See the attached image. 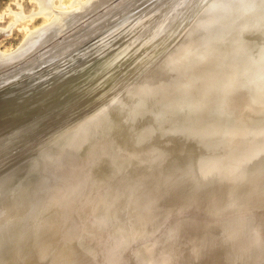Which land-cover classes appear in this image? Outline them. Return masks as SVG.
Segmentation results:
<instances>
[{"label": "rangeland", "instance_id": "374dc122", "mask_svg": "<svg viewBox=\"0 0 264 264\" xmlns=\"http://www.w3.org/2000/svg\"><path fill=\"white\" fill-rule=\"evenodd\" d=\"M85 1H87V2H85ZM89 1H90L89 4H91V5H88ZM103 1H105V0H92V1L91 0H52V4H51V0H50L49 3L53 7H51V9L48 8L47 10H45L44 11L45 13L44 12L39 13L40 6L36 0H0V52H7V51L14 50L22 42V40L24 39V37L27 33L31 32L33 30H36L37 28L42 27V26L48 24L49 22H51V20L55 16V12L58 9L63 10V11H74V13H76L75 14L76 15L75 23H73L71 25L72 27L70 26L71 28L68 27V29L65 30V32L63 34H61L60 36L52 38L51 41L50 40L46 41L31 56L22 59L23 61L21 60L18 63H15L9 67H6L3 70H0V83L4 84V83H9L17 74L16 70L20 69L22 66H23L24 70H34L35 72H37L40 75V74H43L45 70L54 66L56 63H58L60 61L63 62V65L59 67L60 68L59 70L55 69V71L54 70H53L54 72L51 71L50 74H44V76L42 75L39 79H37L38 81L36 80L35 82H33L30 85L23 87V88H25L27 90L30 88V86L31 87L36 86V84L39 85L43 81H44L43 83L45 84L47 82V79L51 80V79H53V76H56V77H54L55 80L53 81L54 82L53 86H52V82H50V83L47 82L46 83V87L48 86L47 88H45L44 87L45 85L43 84L44 85L43 87H42V85H41V87H39L40 90H39V88L38 89L36 88L35 90L32 89L31 91L25 90L27 92V93H25L24 89L21 88V89L16 90L17 93L15 92V90H13L12 92H9L10 96L8 95L9 94L8 92H6L8 94L5 93L2 96H0V100H2V101L4 100L3 102H0V147H1L0 148V159H1L0 160V162H1L0 167H2V168H0V175H2V176H0L1 177L0 190L2 189L1 191H3V192L5 191V193L6 192L8 193L5 195L6 198L3 197V199H2L3 204L2 203L0 204V209L2 210V211L0 210V215L3 213V211L6 214L9 212V210H11L9 208L11 207L12 202L14 200H16L15 196L16 197L18 196L19 188H17L16 185L18 183H19L18 185H24V186L26 185L25 188L29 189V190H31V189L33 190L34 188H36L38 186L37 184H40V183H38L39 180L41 179L40 177L44 178L43 176L45 175V173L49 170V168L50 169L52 168V165L49 164L52 161V159H51V161H49L50 157L52 158L51 153H55L57 151L60 152V150H62V149H59V147H60L59 145L61 143L62 144L68 143L67 145L70 146V144L72 143L73 137L75 135H77L79 133V131H83V129L86 128L88 122L95 119V117L97 116L96 114L101 112V111H99L100 109L102 110L107 106L110 107L112 104L111 107L113 108L114 112L117 110L118 113L119 112L124 113L125 111L131 110V109H129L130 106L128 104H130L132 101H129V100H132L134 98L135 92L137 90L141 89V87L145 88V91L148 94L147 96H150V97L157 99V100L159 98L158 94H157L158 92H155L154 89L157 90V87H159V89L163 91V88H168L169 90H171V93H173L176 96L175 97L176 99L173 98L174 101L180 99V104H177L174 101H169L170 100L169 98H171V97H169L164 101V103L161 104L162 105L161 111L163 112V116L161 115L162 117H160L161 113H152L153 111H151L152 115H150V117L148 116V118H146L147 120H156V116H158V115H159L158 117H160V118L158 120H156V122L154 121L155 123L154 122L151 123L152 126H150L151 127L150 129L149 128L147 129L148 125H146V129H147L146 131H148L146 135L148 136L149 134H151V137H152L153 135L160 133V135H162V137H165V135H166L169 138V135L171 136V134H172V136H171L172 138H169V139L163 138L164 140H161L162 138L157 137V139H158L157 141H159L160 144H165L166 141L168 143V140H170L169 141L170 146L166 143L167 147L166 146L163 147L164 148L162 150L163 152H161L160 149H162V147H160V149H158V152H156V155H154V154H153V156H152V154L148 155V150H146V148H144V147H141L142 143H144L142 141V139L144 141L148 140V139L146 136H143V134H140L141 138L138 135L141 142H140L139 138L136 137L134 140V143L137 142V140H138L139 142L135 143V145L140 144L139 147H141V148H139L140 149L139 151H140V156H142L143 158L139 159V160H142V162L140 161L139 164L141 163V165H142V163H143V165L146 166V165H148V161H149V166H147V167L142 166V167H144L143 171L145 170V173L150 171V172H148V174L147 173L144 174L141 172L142 167L140 168L139 166H136V167H139L141 169L140 173H138L139 174L138 176H140L141 180L144 182L146 180L147 183H149L150 181L153 183V182L158 181L160 176H162V177L163 176L164 177L172 176L173 172H171V171H174L175 178L179 182L178 184H181V185H182V183L185 184V185L183 184V186H184L183 188L181 187V185H178L177 188L186 189V187H187V189H186V191H187V190H189L188 186L190 183L191 185L189 186V188H191L193 186L194 189L195 188H197V190L199 189L198 191H200V189H202V188L205 190L209 189L211 191L210 192V191L204 190V192H203V190H201L203 192V194H201L202 193L201 191L199 193H197L198 191L195 189L197 195H199V197H198L199 201L202 197L201 195H204L206 192H210L211 195L213 196L214 195L213 192H215L217 190V186H218L217 183H219V186H218L219 192L222 193V191H223L222 196L219 197L220 194L217 190L216 193L219 195H217L216 193H215L216 195H214L216 197L218 196L217 199H216V197L212 198L210 193H208V194H205V196L206 195H208V196L210 195V196L209 197L206 196L205 197V199L207 198L206 200L201 199V201H203V202H197L198 204H196V202H195L196 199H193V195H195L194 198L197 196H196V193H194L195 191L191 188L193 191L190 190L192 193H191V196L189 198L192 197V199H190L189 201L190 202L193 201V202H191L192 204L189 203V205L190 204L193 205L195 202V204H194L195 209H193L192 206H190V207L193 210L188 209V207H189L188 206L187 210H185L184 212L187 214L189 213V215H191L190 213L192 211V215L195 216V214H196L195 217H193L191 215V217L195 218V220H193V218L191 219V217L186 216L185 213L182 214L183 216H181V213H179L180 214L179 215L177 212L178 210L176 208L169 209L167 207L168 204L172 203V201L176 195L175 191L178 190L176 187H174L173 189L171 188L170 189L171 191L169 190V192H167L166 195L164 196L163 200H161V202L163 201L165 204L159 203V205L156 204V206L154 207L155 211H153V212H155V213L152 214L154 217L151 218L152 215H148V216H150L149 218L151 219L150 220L148 218L151 225L154 222V224L152 226L154 228L152 230L150 229L151 231L148 230L145 232L143 230V227L141 225H139L140 222H142L146 219L145 218L146 216L143 215L144 213L141 212V208L144 210V206L139 207L138 205L133 204L131 201H129L128 197L123 198V197L119 196L118 193L115 194L114 197H113V194L111 196V192L109 194V190L105 191V190H102L101 187H100V189L98 188L100 181H98V180L92 181V179H91L88 183H86L87 186L85 187L86 189H84V191H86V190L89 191V194H90L89 196H90L91 200L89 198V201L86 203V201L82 200L83 198L75 197V196L72 197L73 193L72 194L70 193L71 195L70 194L66 195L67 198H63V200H61V199L56 200L52 205L53 206L52 209H50V211L48 212L49 214L47 213L48 214L47 216L43 217L41 215L42 216L41 220L39 218H38V220L36 219V221H38V222L43 221V223L45 222L46 225H48V226L50 225V228H49V230H41L38 233L37 238L34 242H35V245L37 246L38 258L40 256L39 259L42 260V262H44V263H46L45 261H51V262L53 261L52 264H71V262L72 263L74 262V264H125L126 259L130 258L133 262L132 264H208L209 261H212L214 256L220 257V254L222 253V251L224 250V248L227 244L226 242H224V245H225L224 246L222 241H220V239L217 238V235H214V228H215V231L218 230L217 229L218 227L221 228V230H222L223 226H224L223 229L226 228L225 226H227V224H233L234 220H236L235 223L237 222V220H241V221H239V223H242V224L247 223V227L248 228L250 227L249 228L250 230H251L252 225H254L253 227L255 228V223L259 224V221H260V220L257 221V219H258L257 217L255 218V216L251 215L253 218H255L256 221L254 222V220H252V221H249V223H248L247 221L252 219L251 216L249 219V216H248L249 214L247 215L246 213H243V214H245L247 221H246V218H244L245 216L243 217L244 219L241 216H239L240 213L245 212V208H247V206H254L253 209H251V210L246 209L247 213L255 214L257 216L260 215L259 218L262 217L261 218L262 220L264 218V17H263L264 16V0H229L230 3L232 2V5L229 4L230 7H228V8H229V10L230 9L231 10H230L229 14L227 15V17H222V14H224L223 12H225V11H223L222 9L219 10L220 7L216 6V1L213 2V4L215 5V8L212 7L209 10L206 6V3L209 0H196L192 4L190 3V1L186 0L183 4L181 3V7L179 6V8L177 10V13H176L177 15L175 14V16H174L173 14L175 12L173 11L174 10L173 8L176 6L175 4L178 2V0H177L175 3H173V2L172 3H166L169 5L167 7H165V9L163 8L164 10L161 9L158 17L153 22L149 23V25L146 26V28L140 34H136V35L134 34L133 36L129 35V34H133L134 28L136 26L140 25V23H141L140 19L142 21L143 16L139 20L136 21L138 23L134 22L131 26H129V28L126 27V28L120 29V31L123 34L121 32H117V34L115 35L116 37L114 35H113V37L112 36L107 37V36L109 35L108 33H110L112 29H115L116 25L118 26V24H120L121 21H123V20L126 21L132 15H136L141 10H145V9L149 8V5L151 4V2L154 3V0L153 1L151 0V2L149 0H141L142 3H141V1L140 2L137 1L140 4H142L141 8L137 11L131 9L133 7V5L137 3L134 0H108V2H106V3L104 2V4H102ZM233 1H234V3H233ZM78 2L80 3L79 5H77ZM100 2H102L101 3L102 5L100 7H98ZM144 3H147V4H144ZM47 4H45V5H47ZM85 4H86V6H84ZM59 6L60 7L62 6V7L60 8ZM78 6H79V8H78ZM20 7H21V9H20ZM166 8L168 10L167 12H166ZM92 9H93V11L90 12V10H92ZM171 9H173V10L170 11ZM20 10L22 11V15H21L22 19L18 18V21L16 20L17 21L16 22L15 21L16 17H14L15 16L14 12H17ZM80 10L81 11L83 10V11L80 12ZM132 10L134 13H132ZM77 11H79V12H77ZM150 11H152V10H150ZM227 11H228V9H227ZM33 13L35 16L34 15L29 16L30 14H33ZM206 13H207V15H206ZM25 16H26V18H25ZM144 16H145V14H144ZM166 16L168 18L172 17L171 21H170V18L168 19V18H166ZM165 19L166 20L168 19V20L166 21ZM115 21H117L116 25H114ZM168 21H169V23L171 22L170 23L171 25H169ZM10 24H11V26H10ZM8 25H9V27H8ZM113 25H114V28L112 27ZM165 25L166 26L168 25V27H165ZM7 27L10 29V31L8 30ZM10 27H12V29ZM130 27H132V28H130ZM215 33H217V34H215ZM103 34H107V35L106 36L104 35L105 37L104 36L100 37V35H103ZM222 34H223V36H222ZM123 36H125V37L123 38ZM126 37H127V39L130 38L131 40L129 39L130 41L129 40L127 41ZM131 37L134 40H136L137 42L134 41ZM103 38H104V41L101 45L96 46L93 49L88 50L87 52H81V51H83L84 48L89 47V45L91 43L94 44V42L96 43L97 41H99ZM115 38H117V39H115ZM216 38H218V40H216ZM137 39H139V40H137ZM229 41H230V43H229ZM146 42H147V44H146ZM185 42H187V44ZM215 42L217 43L216 46H218V49H219V47L221 48L220 50H216V52H217V55L215 53L216 57L213 55L215 52L214 49L216 48ZM123 43H124V45L125 44H127V45L122 47ZM137 43H138V45H137ZM188 43H190V44H188ZM192 43L194 46L192 45ZM197 43H199V44H197ZM219 43H221V44H219ZM130 44H132L131 45L132 48L130 47ZM139 44H141V45H139ZM195 44H197L196 45L197 47L195 46ZM209 44H212V46L214 48H212L211 45H210L211 46L210 47ZM227 44L229 45L228 47H226ZM188 45L190 47H187ZM221 45L222 46L224 45L225 48L223 47V49H222ZM127 46H129V48H130L129 50H128ZM200 47H201V49H200ZM203 47H205V48L207 47V48L205 49ZM209 47L212 49L210 50ZM121 48H123V49H121ZM196 48H199V49H196ZM111 49H112V51H111ZM124 49H126L127 51L126 50L124 51ZM136 49L137 50L139 49V52H137ZM202 49H204V51ZM225 49L228 51V53ZM118 50H119V52H117ZM120 50L122 52L121 58H120V54H121ZM205 50H207V51H205ZM128 51L130 52L129 54H128ZM211 51H214V52H211ZM218 51H219V53H218ZM225 51H226V53H225ZM200 52H201V54L202 53H204V54L201 55ZM205 52H207V53H205ZM209 52H211V54ZM132 53H133V55L135 53H137V54H135L136 56L133 57ZM220 53H222L221 56L224 58H222L221 56L218 57V55ZM223 53L225 55H223ZM101 54L102 55L108 54L107 58H104V56H105L104 55V56H102L101 61H100ZM124 54L126 56H128V60ZM206 54H208V55H206ZM98 56H99V58L96 59V57H98ZM210 56H213V58L215 57L217 59L215 60L213 58H210ZM136 57H138L140 59L137 60ZM208 57L210 58V60H214V63H213V61H211V62H209L210 63L209 64L208 61H210V60ZM103 58L108 60L106 67L105 66L96 67L98 65L101 66L103 64L102 63ZM221 58H222V60H221ZM32 59H34V60L31 61ZM131 59H132V62H130ZM203 59L204 60L206 59L208 61L204 62V61H202ZM125 61H128V62H125ZM222 61H225V62H222ZM123 63H125V64H123ZM128 63L131 65H129ZM134 63H136V65ZM219 63H221V65L222 64L223 65L221 66ZM126 64H128V66H126ZM65 65H67L68 67H66ZM121 65L123 66V68L121 67ZM216 65H218V66L215 67ZM69 66L73 67V68H70ZM111 66L116 67V68L114 69L115 70L114 72L109 73L110 71H108V68ZM220 66H221V68H220ZM144 67H145V69H144ZM127 68H128V71L125 72V70H127ZM214 68H215V71H218V69L220 68V70L218 71L219 74H218V72L214 71ZM98 69H99V71L101 70L100 73H103L100 76L101 78L97 77V76H99V74H98L99 71L97 72ZM105 69H106V71H103ZM142 69H144V70H142ZM193 69L195 70V72L193 71ZM82 70H83V72H82ZM84 70H86L87 72ZM119 70H121V71H119ZM130 70L132 73L129 72ZM210 70L212 71L213 74L211 73ZM230 70H231V72H230ZM207 71L208 72L210 71V72L208 73ZM213 71L215 72V74ZM221 71H222V73H221ZM118 72H119V74H118ZM196 72H198L199 74L197 73L195 75ZM84 73H85V75H84ZM124 74L129 79V81L126 80L127 78L124 76ZM51 75H53V76H51ZM68 75L70 76V78ZM113 75L115 78L113 77ZM116 75H118L120 78L117 77ZM129 75H130V77H128ZM210 75H212V76H210ZM214 75H215V77H213ZM66 77H68L67 81H66ZM72 77H74V78L72 79ZM83 77H85V78H83ZM78 78H79V80H78ZM155 78H157V79H155ZM214 78H216V79H214ZM42 79H43V81H42ZM68 79H72V80H68ZM120 79H123V80H120ZM57 80L61 83V85H63L62 88H59L61 85H59L60 83L57 82ZM63 80H64V82H63ZM69 81H71V83ZM122 81H124V82L122 83ZM56 82L58 83L57 84L58 87L55 84ZM101 82H102V84H101ZM125 82L128 83L127 87L125 85L126 84ZM67 83H69V84H67ZM72 83H75V84H72ZM120 83L122 85H120ZM50 84H51V86H50ZM73 85H74V87H73ZM112 85H114V86H112ZM0 86H1V84H0ZM49 86H50V90L48 89ZM115 86H116V88H115ZM160 86H161V88H160ZM107 87H110L109 88L110 92H108V95H110V94L111 95H110V98L107 102L108 104L106 106L105 105L102 107H101V105L97 106V105L92 103L90 98H88V100L85 99L86 96L90 97L88 94H92L91 95V97H92L93 95H96L97 92L99 93L102 90H104V88H107ZM67 88L69 89V92H68ZM194 88L196 91H194ZM57 89H59V91H57ZM60 89L62 91H60ZM63 89H65V90H63ZM42 90H44V92L47 91L46 93L49 95H46V93H42L43 92ZM54 90H56L55 94L57 93L58 96L54 95V93H52ZM71 90L72 91L76 90V91L72 92ZM160 90H158V91H160ZM199 90H200V92L197 93V91H199ZM19 91H21V92L18 93ZM32 91H34V92H32ZM39 91H40V93H39ZM63 91H65V92H63ZM13 92H15V93H13ZM28 92H30V93H28ZM70 92H72L73 94ZM122 92H124V94H123L124 96L121 94ZM58 93H60V95ZM64 93H66V94H64ZM117 93L120 96L121 95L122 96L119 97ZM151 93H153V94H151ZM17 94H19L20 96ZM22 94H24V95H22ZM51 94L53 95V98L51 97L52 96ZM68 94L70 95L71 99L68 97L69 96ZM14 95H15V97H14ZM142 95L143 94H140V96L138 98H142L143 97ZM40 96H42V98H40ZM46 96H47V98H46ZM49 96H50V99L52 98L51 100L49 99ZM54 96H56L57 98ZM61 96H62V98L65 97V99L60 98ZM161 96L162 95H160V97ZM31 97H32V99H31ZM117 97H119L121 100L122 99L124 100V98H125V100L124 101L122 100V102H121L119 100V98H117ZM129 97H130V99H129ZM29 98H30V100H28ZM48 99L50 100V103H49ZM60 99H62V102L60 101ZM45 100H46V102H45ZM86 100H87V102H85ZM13 101H16L17 104L15 105V102H13ZM20 101H21V103H20ZM41 102L42 103L44 102L43 105ZM73 102H74V104H73ZM51 103L53 105H51ZM56 103L58 104V106ZM68 103H70L71 106H68ZM84 103L86 105H84ZM31 104H32V106H31ZM34 104L36 105L35 109H33ZM44 104L46 106L48 105V107L51 109L53 107L54 110H51L48 107L46 108ZM54 104H56L57 107ZM60 104H63V106H65L64 109H63V106ZM116 104H118V106ZM169 104H171V105H169ZM1 105H3V106L1 107ZM37 105H39L40 107H38ZM134 105L135 104H132L131 106H133V108H134ZM156 105H158V104L153 105L151 108H153ZM123 106H124V108H123ZM30 108H32L33 111ZM57 108H58V112H57ZM26 109H27V111H29L28 114L26 113L27 112ZM85 109H86V111H85ZM39 110H40V112H39ZM59 111H60V113H59ZM65 112H67V113L69 112V113L66 114ZM3 113H5V114H3ZM52 113H55V114H52ZM64 113H65V115H64ZM73 113H74V115H73ZM46 114H48V117H46L47 116ZM154 114H155V116H154ZM21 115H23V116L21 117ZM36 115L38 117H36ZM77 115H79V116H77ZM84 115H85V117H84ZM59 116H61V119L64 117L65 121L61 120ZM74 116L76 118H74ZM24 117H26V118H24ZM41 117H43L42 118L43 121L41 120ZM44 117H46V118H44ZM38 118L41 121H39ZM89 118H90V120H89ZM32 119L36 120V121L38 120V122L36 123ZM67 119H70V120H67ZM71 119H73V120L71 121ZM25 120H26V122H25ZM50 120L51 121L53 120V122H52L53 125H51L50 123L48 125V122H51ZM67 121H68V123H67ZM7 122H11V124L7 123ZM44 122H46L47 124ZM56 122H58L59 124L54 125V124H57ZM163 122L165 125L163 124ZM27 124L29 125V128H28ZM38 124L40 126H38ZM167 124H168V126H167ZM21 125L24 126V128L26 126L29 129L28 130L29 132L27 131V129H24ZM141 125L137 126V129H136L137 131L140 130V132H141V130L144 129L143 125L142 126ZM158 125H159V128H158ZM19 126H20V128H19ZM174 126L176 127V129L172 130L175 128ZM154 127H155V129H154ZM171 127H173V128H171ZM16 128L19 130H17ZM180 129H181V131H183L182 132L183 134H181ZM15 130H17L19 132L16 133ZM20 130H22V132ZM43 130H45V131H43ZM87 130H88V128H87ZM8 131H10V133H12V135L14 134L13 136H15V137H13L12 135H9ZM60 131H63V132H60ZM143 131L144 130H142V132ZM172 131H174V132H172ZM65 132L67 134H65ZM163 132H164V134H163ZM170 132H171V134H169ZM19 133H20V135H19ZM21 133H22V135H21ZM36 133H38V134H36ZM16 134L19 135L20 138H19V136L16 137ZM87 134H89V133L87 132ZM180 134H181V138L182 137H185V138L179 139ZM31 135H33V136H31ZM11 136H12V138H11ZM27 136H29V139L30 138H32V139L26 141ZM49 136H50V138H49ZM57 137H60V138H58L60 140H58ZM177 137H179V138H177ZM14 138H15V140H14ZM18 138L20 139L18 141L19 143L16 141V139H18ZM21 138L23 141H21ZM173 138L174 139L176 138V142H177V139H179L181 141L178 140V143H176L174 141L175 142L174 143L172 140ZM55 139H57L58 142ZM6 140L7 141L11 140V142L8 141V142L4 143ZM12 141H14V142H12ZM28 141L29 142L31 141L30 142L31 145ZM51 141L53 142V144ZM55 141H56L57 145H55ZM22 142H23V144H22ZM146 142L147 141H145V143ZM1 143L2 144H8V145L2 146ZM9 143L12 144L13 150L11 149V145ZM14 143H16V144H14ZM173 143L175 146L173 145ZM18 144H20L21 146H19ZM24 144H25V146L23 147ZM16 145L21 147L22 150H24V148H25V151H21V148L19 149ZM49 145H51L49 147L50 149L47 148ZM171 145H172V147H171ZM31 146H32V148H31ZM53 146H55V147L53 148ZM5 147L10 148V150L5 148ZM56 147L58 148V150ZM16 148H18V149H16ZM40 148H42V149L40 150ZM52 148L55 150L53 151ZM166 148H167V150H166ZM14 149L16 151V152H14L15 154H13ZM26 149H27V151H26ZM29 149L30 150L33 149L32 153H35V154H31V151L28 152ZM190 149H192L191 150L192 153H193V151L194 152L197 151V152L202 153L203 155L206 156V158H204L205 156H203V155L200 156L202 161L206 160V162H203L204 164L205 163H211V165H212V163L214 162V164H213L215 166L214 169L217 166L216 171H218L220 169H221V171L223 170L225 175L224 174L222 175V177H223L222 181L215 182V187H216L215 191H213L211 189L212 186H214L213 182H212V186L208 185L211 180L209 181L208 179L207 180L204 179L205 180L204 182H206V181L208 182V183L206 182L207 184L206 183L205 184L211 188H209L208 186L205 187L204 184H203L204 186L201 185L202 183H204V182H202L203 180H200L202 183L199 184V181L196 180L198 178L193 177V176H192L193 177L192 178L191 175L189 177V174H187L188 172H186L188 166L185 168L186 170L182 169L184 166L185 158H186V160H188L187 154H189V152L191 153ZM19 150H20V153H19ZM47 150H49V151H47ZM144 150H146V151H144ZM35 151L36 152L38 151L37 152L38 156H36ZM44 151H46V152H44ZM120 151H121L120 148H114V156L117 157V155H122L120 153ZM171 151H172V153H171ZM22 152L23 153L26 152V153L23 154ZM110 152H112V151H110ZM135 152L136 151H134V149H133V151L131 149V152L129 153L130 155L128 154L126 156L122 155L119 158L117 157V159H119V160L118 161L116 160L117 161L116 163L114 162L115 160H113L107 156H104V159L101 161L103 163H101L99 165H101L103 167V165L107 166L106 164L109 161H110V163L112 162L111 165L109 163L108 168H107V172L109 173V175H110L109 177L111 178L110 179L111 181L108 179L107 186H109L111 182L114 185V182L116 183L117 181L120 182L123 180L124 182H129V187L133 188L132 190H127L128 192L127 191H126L127 193L125 192L126 195H129L130 192H133V190H135V189H139L140 186L137 185V183L134 179V176L132 175L131 171L128 170V167L129 168L131 167L130 162H131L132 158L135 157ZM197 152H196V154H197ZM158 153H159V155H157ZM21 154H22V156H21ZM29 154H31V155L29 156ZM107 154H109V152ZM34 155H35V158L32 157ZM175 155H178V157L180 159L177 158V159H175V161L171 160L172 158L175 157ZM189 155H188V157L191 158L192 156H189ZM9 156H11V159L9 158ZM39 157H40L42 164L40 163ZM145 157H147L148 159L150 158V159L148 160ZM202 157L204 158V160ZM208 157H210V160L212 159L213 162H211L208 159ZM31 158H32V161H31ZM45 158H48L47 159L48 165H47ZM26 159L32 163L31 164L30 162H28L32 166H29ZM207 159L209 160V162H207L208 161ZM4 160H5V164L7 162L6 160H8L10 163L7 162V166H6V165H4ZM11 160H13V162H11ZM24 160H26V162ZM36 160H37L38 165H36L37 164L35 162ZM180 160H182V161H180ZM200 160H198V161H200ZM43 161H44V164H43ZM164 161H166L165 167L163 165L165 163ZM172 161H173V163H172ZM198 161H196L197 163L195 162L193 164V169L196 168L194 171L199 169L197 167L198 163H199ZM2 162H3L4 167L2 165ZM15 162H17V164ZM146 162H147V164H145ZM150 162L153 163L154 165L150 164ZM174 162L175 163L178 162L179 164H174ZM24 163L28 164V166L26 165L27 170L29 172H33V175H34L33 178H30V177H32V173H28V171H26V168L24 167L25 166ZM128 163H129V165H128ZM200 163H201L200 166L204 165V164L202 165L201 161H200ZM20 164H22V166ZM59 164L63 165V161L58 162V165L56 164L55 167L53 166V169H56L57 166L59 167L60 166ZM16 165H18V166H16ZM19 165H20V167H19ZM35 165L37 166L36 168H35ZM159 165L162 169L159 167ZM162 165H163V167H162ZM176 165H178V166H176ZM180 165H182V166H180ZM194 165H197V166L194 167ZM206 165L207 164H205L204 167ZM47 166H49V168ZM151 166L154 167L153 168L154 170H152ZM166 166H169V167L166 168ZM16 167H18V168L16 169ZM21 167H23V168H21ZM28 167H29V169H28ZM97 167H96V169H97ZM126 167H127V172L124 173L125 172L124 170H126L124 168H126ZM157 167L161 170L160 171L158 169L155 170V168H157ZM170 167H172L171 170H170ZM173 167H174V170H172ZM204 167H202V168H204ZM219 167H220V169H219ZM20 168L22 169V171H20L21 170ZM139 168H137V169H139ZM177 168H178V170H177ZM191 168H192V166H191ZM191 168H189L190 171H191ZM202 168H200V169H202ZM23 169H25V171H24L25 174L23 172ZM37 169H39L40 173ZM96 169H93V171H92L93 175H94V173H96V171H98ZM100 169H101V167L99 168V171H100ZM163 169L165 171L167 170V173L169 174V175L167 174L168 176L165 174ZM181 169L183 170L182 172H181ZM12 170L14 173L12 172ZM17 170H18V172H20L19 175L15 174V173H18ZM94 170H95V172H94ZM151 170L156 171V173L151 172ZM179 170H180V172H179ZM161 171H162V173L164 172L165 175L164 174L162 175ZM198 171H196V173ZM201 171H200V174H201ZM1 172H2V174H1ZM21 172H23L22 176H24V175L26 176L27 174H29V175L31 174V175L30 176L27 175L26 177L24 176V178H23L20 176ZM38 173H39V175H38ZM41 173H43V174H41ZM117 173L118 174L124 173L123 178L121 177L122 175L120 177L119 176L114 177V175ZM170 173H172V174H170ZM182 173H184L185 176L187 175V177H189V178H187V180L190 179L189 180L190 182L187 181L188 186H186L187 182L184 181L183 177H185V176ZM150 174H152V175L150 176ZM181 174H182V177L178 176V178H180V179H178L177 175H181ZM17 175H18V178H17ZM145 175H146V177H145ZM197 175H199V174H197ZM11 176L14 177L13 180L10 179V178H12ZM154 176L155 177L157 176L156 178H158V179H155ZM225 176H226V178H225ZM20 177L22 179H20ZM27 177H29V178H27ZM152 177H153V179H152ZM3 178H5V179L2 180ZM63 178H69L71 181H73L75 178L77 179V177L74 176L73 174H70L69 176L63 174ZM181 178H183V179H181ZM194 178H196V179H194ZM14 179L17 181H15ZM19 179H20V182H21V180L23 181V179L28 180V182H29L28 187H27L28 182L26 183V181L25 182L23 181V183H26V184H21L20 182H18ZM48 179H49V177H47V180ZM191 179H192V183H191ZM193 179L196 181H194ZM199 179H202V178H199ZM9 180L13 181V183ZM35 180H37V181H35ZM1 181L3 182V184ZM181 181H182V183H181ZM51 182L52 183L54 182V183L52 184ZM124 182H122V184ZM193 182H198V183H193ZM56 183H58V181H54V180L49 179L47 184H46L47 189H51L52 186L56 185ZM9 184L10 185L14 184V185L10 186ZM162 184H164V182H162ZM162 184L160 183L157 186H159V185L162 186ZM195 184H198V185L195 186ZM216 184H217V186H216ZM5 185L7 186V188ZM14 186H15V188H14ZM157 186H155L153 188L156 189ZM231 186L236 191H239L238 196L240 198H242V200L241 199L239 200V203H246L247 204L246 207H243L244 211L240 207L241 211H242V212L240 211V213L239 212L236 213L235 211H233L236 208L233 209V207H230L229 206L230 203L227 202V204H226L227 200H229V202L237 200V202H238V198L236 197V195H233V193L230 192ZM8 187H11L13 190L11 188H10L11 191L8 190L9 189ZM147 187L148 186L146 185V187L143 188V189H145L144 192H146L147 194H153L155 192V190L153 188H151V186H149L148 188ZM207 187H208V189H206ZM114 188H115V190L117 189L116 187H114ZM101 190L104 192H101ZM148 190L150 191V193ZM151 190L153 192H151ZM257 190H258V192H257ZM179 191L183 192L185 190L179 189ZM190 191H189V193H190ZM9 192H11V193H9ZM12 192L15 195L12 194ZM229 192H230V195H229ZM9 194L12 196H10ZM170 194H171V196L169 197ZM38 195H39V193L37 194V198H40V197H38ZM13 196H14V199H13ZM66 196H64V197H66ZM68 196L69 197L71 196L70 197L71 199L68 198ZM7 197H8V200H7ZM9 197H12V198L9 200ZM72 198L74 201H72ZM76 199H80V200L78 201ZM210 199L212 201L214 199V201L217 202L216 203L217 205L214 202H211ZM222 199H224L225 201L224 200L221 201ZM67 200L69 201V203ZM187 201H186V203H187ZM73 202L76 204L74 205ZM204 202L206 204H204ZM72 203H73V206L75 208L72 206ZM80 203H82V204L80 205ZM201 203H203L205 206L208 204L207 205L208 209L205 208L204 206H202ZM212 203L216 206L217 209H219L217 211H220L222 208H225L226 206H229V207H227L225 209L226 211H224L222 209L223 213L218 212V213H221V215L219 214L220 216L218 215V217H217L218 213H215L216 208H214L215 206ZM25 204L23 205V207H26ZM67 204L69 206H67ZM218 204H219L220 208H218L219 207ZM157 205H158L159 210H158V208L156 209ZM160 205L162 208L160 207ZM163 205H166L167 208L164 207ZM3 206H4V208H3ZM16 207H17V205H16ZM16 207L14 206V208H12L10 213L11 212H13V213H11V215L9 213L7 220L13 219L16 221V224H17L18 221H17L16 214H18L19 210H20V212H23L24 208H22L21 206L20 207L22 209L19 206H18L19 208H16ZM91 207H92V209H91ZM69 208L72 210H70ZM73 208L75 209V211ZM101 208H103L104 210H106V209L108 210V212H107L108 217L106 216V214H105V216L108 218V220L110 222H112L114 225H116V228L114 227L115 228V231H114L115 235L112 234L111 232H108L109 235L107 233L106 237L109 236V239L107 238L106 241L100 242V244H97L98 247H96L94 245L95 228H98V227L101 228L100 227L101 224L99 222L100 220L98 221V216H97L98 211L97 210H100ZM212 208H214L215 210H213ZM238 208L236 209V211L240 210V208L239 209ZM14 209H15V211H13ZM17 209H19V210L16 212ZM43 209H44V207H43ZM83 209H85V210L87 209V214L85 213L84 216L82 214ZM206 209L208 211V215H207L208 218H206V216H205L207 212L205 213L204 210H206ZM231 209H233V210H231ZM256 209H257V213H255ZM89 210H91V211L88 212ZM121 210H122V213H121ZM160 210H162V212ZM173 210H175V211H173ZM209 210L214 212L215 213L214 216L217 218H214V216L212 218L211 215H213L214 213H212ZM72 211H73V213H72ZM259 211H261L262 213H260ZM144 212L146 213V210ZM224 212H226V213L229 212V214H230V212L231 213L233 212L232 213L233 215L230 214L231 215L230 216L229 214H227L228 216H226V215H224ZM75 213H78L79 215L75 214ZM117 213H118V216H119V214H122L121 221H120V219H117L118 218ZM210 213H212V214L210 215ZM74 214H75V216H73ZM109 214H110V216H109ZM234 214H235V217H234ZM243 214H240V215H243ZM158 215L161 217L159 218ZM162 215L164 217H162ZM14 216L16 217V219H14L15 218ZM221 216H225L226 219H224V217H221ZM229 216L231 218H235V219H232L233 221H230L229 219H231V218H229ZM238 216L242 219H236V218H239ZM76 217H78V218H76ZM220 217L222 218V222H219V221H221ZM227 217H228V219H227ZM107 218H106V220H107ZM163 218L169 219L168 222H166L167 224L165 225V227H164V225H161V226L158 225L159 224L158 222H161ZM183 218H184V222H187V220L188 221L193 220L192 221L193 224H195L199 218L200 219L202 218L201 221L199 219L200 225L198 223V225L201 228H202V225L206 221L207 222L211 221V222L210 223L208 222L210 224V226L206 222L204 224L205 228L201 230V228L196 225L197 223L195 225H193L192 222H189L192 224L190 226V224L188 225L187 224L188 222H187V223H185L186 225L184 224V226H182ZM185 218H186V220H185ZM210 218H212V220ZM63 219H64V221H63ZM70 219L71 220L73 219V221H71ZM158 219H159V221H158ZM7 220L5 221L4 219H2L1 222L5 221L6 225L9 224L8 222L13 223V221L7 222ZM65 220H67L68 223ZM76 220H77V222H76ZM242 220H245V221L242 222ZM262 220L260 221V224H261L260 228L264 222ZM53 221L57 223L56 227L58 226V229H54L52 227ZM203 221H205V222H203ZM228 221H229V223H227ZM38 222H37V225L39 224ZM69 222H70V224H69ZM155 222L158 224H156ZM251 222H253L254 224L253 223L251 224ZM76 223H80L83 226L78 225ZM168 223H169V225H172V227H174L173 224H176L177 227L175 226L174 227L175 229L172 227H168L169 226ZM177 223L181 229L183 228V230L180 229L182 234L180 231H179L180 234L178 233L179 227H178ZM213 223L216 225H214ZM221 223H223V224L226 223V224L223 225ZM235 223H234V225H235ZM239 223L237 225H239ZM67 224L68 225L72 224L71 228ZM161 224H162V222H161ZM211 224H213V225H211ZM258 224H256V225L259 226ZM74 225H75V227H74ZM79 226H81V227H79ZM155 226L156 227L159 226V227H157L158 229H156ZM188 226H189L190 230L187 229ZM211 226L212 227L214 226V228H210ZM215 226H217V227H215ZM231 226L229 225V227L227 226V228H232ZM239 226H237V227H239ZM4 227H6V226L2 225V227H1V225H0V231H2V229ZM30 227L34 228V224H32V222L25 224V226H24V228L27 230H29ZM67 227H68V230H67ZM121 227L125 228L126 233H123L121 238H119V230ZM191 227H194V228L196 227V228L191 229ZM241 227L243 229V225H241ZM241 227H239V228L241 229ZM253 227H252V230H253ZM262 227L264 228V226H262ZM69 228L71 229V231ZM108 228H110V227H108ZM150 228H151V226H150ZM167 228H168V230H166ZM184 228H186L188 231L185 230ZM197 228H198V230H197ZM206 228L207 229L210 228L209 231H207ZM239 228L237 231V228L234 227L233 229H231V232L232 233H235L236 231L240 232ZM263 228H261V232L263 231ZM75 229H77V230H75ZM81 229H82V231H81ZM172 229H173V234H174L173 239H171L173 237L172 236ZM57 230L60 232L57 233ZM79 230H80V232H79ZM102 230H105V232H106L105 228ZM184 230L186 231V233H184ZM192 230H194L195 233H192L193 232ZM199 230L203 231V233H201ZM221 230L219 229V231L218 232L216 231L215 234H218L221 236V234H220V233H222ZM232 230H234L235 232H233ZM252 230H251V232H252ZM75 231L79 235H76ZM165 231L167 233H169L171 231L170 232L171 235L166 234ZM176 231H177V233H176ZM189 231H190V233H188ZM62 232H63V234H62ZM72 232H74L75 235L72 234ZM206 232L209 235V237L211 235L208 232H211V234L213 233V237H211V240H214V238L216 240V238H217V241L214 240L215 242H217L216 245H218V242L222 243V245L224 247V248L222 247L223 249L220 247L221 244H219V246H217L216 249L214 248L212 250L214 252L219 247V249L217 250V253H220V254H217L216 252L213 253L211 251L210 243L213 244L214 241L206 242L208 239H210L207 237L208 235L205 236ZM80 233L82 234V236ZM198 233H201L200 239L203 238L202 236H205L204 238H206V239L203 241V239H204L203 238L201 240L202 242H200V240L198 239L200 234H198ZM232 233H231V235H232ZM202 234H204V235H202ZM72 235H74V238L72 237ZM234 235H233V237H234ZM169 236L171 238H168ZM224 236H225V234H224ZM117 237H118V240L122 243L121 244L122 246H120V248L116 247L114 244V241H113ZM222 237H223V234L221 236V239H222ZM261 237L262 236L259 237L260 241L264 242V237H262V238ZM22 238H24V237L21 236V238L20 237L15 238L17 240L19 239V241L14 240L15 243L18 244L20 242V239H22ZM65 238H67V239L70 238V240L68 239V240L64 241ZM164 238L166 239V241ZM167 238H168V240L170 239L171 241L172 240H174V241H172V243H170L171 241L170 242L167 241ZM196 238L198 241L196 240ZM256 238H257V242L259 243L260 241H259L258 237H256ZM71 239H72V241H71ZM76 239H78L79 241ZM253 239H251V241L249 240L250 242H248V241L247 242L250 244L252 243L250 246L251 247L254 246V247H252L254 250H256L257 247H260L256 250V252L264 257V249H262L263 248L262 245L264 243L260 242V244H257L256 239H254L255 241ZM23 240H21L22 242H20L21 244L19 243V246L24 245L25 240H24V242H23ZM80 240H82V242H84L85 244L82 242L80 243ZM77 241H78V243H77ZM196 241L200 242L201 245L202 244L204 245V246L202 245L203 249H202V247H200L201 246L200 244H199L200 246H198V243L195 244ZM255 242L257 244V247L255 246L256 245ZM11 243L13 245L11 244L9 246L10 249L8 248V250H7V251H10V253L13 251V249L16 246V244L13 243V241ZM65 243L67 244V246H68V244L70 245L69 249L67 248ZM76 243L80 244V246L77 245ZM207 243H209V245H210L209 246L210 248L208 246H207V248L210 249L211 252L206 249L205 245H207ZM191 244H192V246L200 247L202 249L201 250L200 248L199 249L197 248L198 250L203 251V253L202 252L199 253V254H203V255H200L202 257V258L200 257L201 260H200V258H198L199 256H197L199 254H197V252L194 251L195 247H194V249H192L193 247L191 246ZM64 245H65V247H64ZM75 245H76V247H75ZM214 245H215V243H214ZM11 246H12V248H11ZM19 246L17 245V248ZM77 246H79L80 248H78ZM81 246H83L82 249H81ZM186 246H188V248H186ZM213 246H212V248H213ZM238 246H239V244H237L236 247H238ZM84 247H85V249H84ZM189 247L191 248V251H190ZM236 247H234L235 250L233 251L235 254L238 251V248L242 251L240 246L237 248V251H236ZM63 248H66V249L63 250ZM73 248H74V250L76 248L77 252L82 254L81 256H84L82 258V261L80 260V254H78V253H77L78 255H75L76 259H78V260L75 259V256H72L74 258L71 257V259L68 258V257H70L69 254H71L70 251ZM87 248H88V250H87ZM6 249L7 248L5 247V250ZM204 249H206L209 253H211V257L213 256V258H211L210 254H208V255L205 254L208 256L207 260L209 257H210L209 259H211V260H208V262H207V260L205 261L206 257L204 255V253H205ZM225 249H227V248H225ZM259 249L263 250L262 254H261V251ZM219 250L220 251L222 250V251L218 252ZM232 250L233 249H231L230 251H232ZM84 251L87 254L82 253ZM87 251H89V252H87ZM59 252H60V254H59ZM99 252L100 253H103V252L107 253V255L109 256V259H107L108 257L104 254L107 257L105 259L103 258L104 261L103 260L96 261L95 258L97 257ZM190 252H191V254L192 253L196 254L197 257L195 255H191ZM233 252H232V255L234 254ZM239 255H237V256H239ZM193 256H195V258ZM218 257H215L216 260L217 259L219 260ZM202 259H203V262H201ZM216 260H214L213 262L215 263ZM238 260L241 261L240 262L241 264H243V263L244 264H253V262L251 260H249L248 258H244V259L239 258ZM76 261L79 263H76ZM239 261H237V263H239ZM249 261H251V262H249ZM204 262H206V263H204ZM213 262H210V264H212Z\"/></svg>", "mask_w": 264, "mask_h": 264}, {"label": "bare ground", "instance_id": "6f19581e", "mask_svg": "<svg viewBox=\"0 0 264 264\" xmlns=\"http://www.w3.org/2000/svg\"><path fill=\"white\" fill-rule=\"evenodd\" d=\"M37 2H38V4H39V6H40V10H39V13H43L45 10H47L48 8H50L51 9V7H53L52 5H50V3H49V1L50 0H36ZM92 1V0H91ZM135 2H137V1H141V0H134ZM150 2H151V0H149ZM153 1V0H152ZM177 0H154V3L153 2H151V6L149 5V8H147V9H145V10H141L138 14H136V15H132L130 18H128L126 21H121L120 22V24H118V26L116 25V23H117V21H115V24L114 25H116V27H115V29H112L111 30V32L110 33H108L109 35L107 36V37H110V36H112L113 37V35L115 36L116 34H117V32H121L120 31V29H123V28H129V26H131L134 22H136L137 20H139L142 16V21H141V19H140V25L139 26H136L135 28H134V31H133V34H129V35H136V34H140L145 28H146V26H148L149 25V23H151V22H153L157 17H158V15L160 14V11H161V9H165V7H167L169 4H166V3H175ZM186 0H178V2L175 4L176 6L173 8V9H171L170 11H174L175 13L173 14L174 16H175V14L177 13V10H178V8H179V6L181 7V3L183 4L184 2H185ZM188 1H190V3L192 4L193 2H195L196 0H188ZM216 1V6L217 7H220L219 8V10L220 9H222L223 11H225V12H223L224 14H222V17H227V15L229 14V12H230V10H229V8L228 7H230V5H232V2L230 3L229 2V0H209L207 3H206V6H207V8L210 10V8H212V7H214L215 8V5L213 4V2H215ZM85 2H87V1H85ZM94 2V1H93ZM104 2L106 3V2H108V0L106 1H103V3L102 2H100V4H99V6L98 7H100L102 4H104ZM139 2H137L136 4H134L133 5V7L131 8V9H133V10H139L140 8H141V5L142 4H140ZM145 2V1H144ZM48 3V4H47ZM82 3V2H81ZM90 3V1L88 2V5H91V4H89ZM102 3V4H101ZM139 3V4H138ZM141 3H142V1H141ZM148 3V2H147ZM147 3H144V4H147ZM233 3H234V1H233ZM45 4H47V5H45ZM51 4H52V0H51ZM80 3L78 2V4L77 5H79ZM124 4V3H123ZM143 4V5H144ZM230 4V5H229ZM87 5V6H88ZM128 5V4H127ZM20 6V5H19ZM84 6H86V4L84 5ZM60 7V6H59ZM62 7V6H61ZM60 7V8H61ZM97 7V8H98ZM64 8V7H63ZM78 8H79V6H78ZM171 8V7H170ZM20 9H21V7H20ZM86 9V8H85ZM163 9V10H164ZM227 9H228V11H227ZM133 10H132V13H134L133 12ZM150 10H152V11H150ZM11 11V10H10ZM54 11V10H53ZM52 11V12H53ZM56 11V10H55ZM83 11V10H82ZM81 10H80V12H82ZM91 11H93V9L92 10H90V12ZM150 11V12H149ZM168 10H167V8H166V12H167ZM76 12V11H75ZM77 12H79V11H77ZM164 12V11H163ZM12 13V12H11ZM45 13V12H44ZM137 13V12H136ZM148 13V14H147ZM171 13V12H170ZM13 14V13H12ZM76 13H74V11H63V10H60V9H58L56 12H55V16L53 17V19L51 20V22H49L48 24H46V25H44V26H42V27H39V28H37L36 30H33V31H31V32H29V33H27L26 35H25V37H24V39L22 40V42L14 49V50H11V51H7V52H0V70H3L4 68H6V67H9V66H11V65H13V64H15V63H18L19 61H21L22 59H24V58H26V57H29V56H31L34 52H36V50H38L46 41H48V40H52V38H54V37H57V36H60L61 34H63L64 32H65V30H67L68 29V27H70L73 23H75V18H76V15H75ZM144 14H145V16H144ZM169 14V13H168ZM14 17H16V19H15V21L17 20L18 21V18H20V19H22V11L20 10V11H17V12H14ZM31 15H34V13L33 14H30L29 16H31ZM167 15V14H166ZM172 15V16H173ZM177 15V14H176ZM206 15H207V13H206ZM35 16V15H34ZM44 16V15H43ZM203 17V16H202ZM264 17V16H263ZM25 18H26V16H25ZM166 18H168L167 16H166ZM170 18V17H169ZM168 18V19H169ZM172 18V17H171ZM171 18H170V21H171ZM24 19V18H23ZM81 19V18H80ZM167 19V20H168ZM28 20V19H27ZM166 20V19H165ZM166 20V21H167ZM16 21V22H17ZM21 21V20H20ZM123 22V23H122ZM262 22V21H261ZM14 23V22H13ZM81 23V22H80ZM136 23H138V22H136ZM168 23H169V21H168ZM171 23V22H170ZM169 23V25H171ZM78 24V23H77ZM204 24V23H203ZM13 25V24H12ZM114 25L112 26L113 28H114ZM176 25V24H175ZM200 25V24H199ZM224 25V24H223ZM241 25V24H240ZM10 26H11V24H10ZM222 26V25H221ZM8 27H9V25H8ZM7 27V28H8ZM13 27V26H12ZM12 27H10L11 29H12ZM72 27V26H71ZM70 27V28H71ZM165 27H168V25L166 26L165 25ZM180 27V26H179ZM178 27V28H179ZM205 27V26H204ZM130 28H132V27H130ZM111 29V28H110ZM200 29V28H199ZM198 29V30H199ZM3 30V29H2ZM8 30L10 31V29L8 28ZM128 30V29H127ZM5 31V30H4ZM20 31V30H19ZM203 32V31H202ZM122 33V32H121ZM120 33V34H121ZM125 33V32H124ZM127 33V32H126ZM8 34V33H7ZM123 34V33H122ZM215 34H217V33H215ZM106 36L107 34H103V35H100V37L102 36ZM119 35V34H118ZM126 35V34H125ZM104 36V37H105ZM222 36H223V34H222ZM116 37V36H115ZM118 37V36H117ZM120 37V36H119ZM125 36H123V38H124ZM151 37V36H150ZM132 38V37H131ZM100 39V38H99ZM115 39H117V38H115ZM126 39H127V37H126ZM130 39V38H129ZM129 39H127V41L129 40ZM133 39V38H132ZM131 40V39H130ZM129 40V41H130ZM134 40V39H133ZM137 40H139V39H137ZM216 40H218V38H216ZM223 40V39H222ZM103 41H104V38L103 39H101V40H99V41H97L96 43L94 42V44L93 43H91L90 45H89V47H86V48H84L83 49V51H81V52H87L88 50H91V49H93L94 47H96V46H99V45H101L102 43H103ZM134 41H136V40H134ZM149 41V40H148ZM147 41V42H148ZM188 41V40H187ZM190 41V40H189ZM193 41V40H192ZM214 41V40H213ZM226 41V40H225ZM125 42V41H124ZM132 42V41H131ZM137 42V41H136ZM147 42H146V44H147ZM223 42V41H222ZM134 43V42H133ZM132 43V44H133ZM144 43V42H143ZM186 44H187V42H185ZM195 43V42H194ZM200 43V42H199ZM199 43H197V44H199ZM205 43V42H204ZM211 43V42H210ZM216 43V42H215ZM214 43V44H215ZM228 43V42H227ZM229 43H230V41H229ZM129 44V43H128ZM132 44H130V47H131V45ZM188 44H190V43H188ZM197 44H195V46L197 45ZM202 44V43H201ZM219 44H221V43H219ZM218 44V45H219ZM223 44V43H222ZM225 44V43H224ZM125 45H127V44H125ZM124 45V43H123V45H122V47L123 46H125ZM137 45H138V43H137ZM136 45V46H137ZM139 45H141V44H139ZM192 45H193V43H192ZM212 46V44H209V46ZM217 45V43L215 44V46ZM194 46V45H193ZM199 46V45H198ZM203 46V45H202ZM210 46V47H211ZM222 46V45H221ZM226 46V45H225ZM229 45L227 44V46L226 47H228ZM142 47V46H141ZM187 47H190L189 45L187 46ZM197 47V46H196ZM208 47V46H207ZM206 47V48H207ZM209 47V49L211 50L212 48H214L213 46H212V48H210ZM223 47H224V45L222 46V49H223ZM110 48V47H109ZM117 48V47H116ZM125 48V47H124ZM127 48H128V50L130 49L129 48V46H127ZM132 48V47H131ZM193 48V47H192ZM191 48V49H192ZM203 48H205V47H203ZM205 48V49H206ZM217 48V49H216ZM216 48L214 49V51H211V52H214V56L216 57V55H217V52H216V50H220L221 48L219 47V49H218V46H216ZM225 48V47H224ZM121 49H123V48H121ZM143 49V48H142ZM196 49H199V48H196ZM200 49H201V47H200ZM227 49V48H226ZM225 49V50H226ZM126 49H124V51H125ZM137 50V49H136ZM135 50V51H136ZM203 51H204V49H202ZM111 51H112V49H111ZM127 51V50H126ZM131 51V50H130ZM193 51V50H192ZM198 51V50H197ZM200 51V50H199ZM205 51H207V50H205ZM209 51V50H208ZM224 51V50H223ZM227 51V50H226ZM226 51H225V53H226ZM117 52H119V50L117 51ZM120 52H121V50H120ZM134 52V51H133ZM137 52H139V49L137 50ZM189 52V51H188ZM202 52V51H201ZM201 52H200V54H201ZM211 52H209L210 54H211ZM221 52V51H220ZM130 52L128 51V54H129ZM144 53V52H143ZM193 53V52H192ZM205 53H207V52H205ZM215 53H216V55H215ZM218 53H219V51H218ZM227 53H228V51H227ZM120 54V53H119ZM135 54H137V53H135ZM133 55V53H132V55H133V57L134 56H136V55ZM140 54V53H139ZM202 54H204V53H202ZM201 54V55H202ZM105 55V56H104ZM107 55L108 54H101V57H100V61H101V58H102V56H104V58H107ZM125 55V54H124ZM206 55H208V54H206ZM205 55V56H206ZM222 55V53H220L219 55H218V57L219 56H221ZM223 55H225L224 53H223ZM230 55V54H229ZM116 56V55H115ZM121 56H122V52H121V54H120V58H121ZM126 56V55H125ZM183 56V55H182ZM127 57V60H128V56H126ZM207 57V56H206ZM213 58V56H210V58H213V59H217V58ZM222 57V56H221ZM99 58V56L98 57H96V59H98ZM103 58V61H102V65L101 66H96V67H102V66H105L106 67V65H107V62H108V60H106V59H104ZM131 58V57H130ZM129 58V59H130ZM137 58V60L138 59H140V58H138V57H136ZM159 58V57H158ZM202 58V57H201ZM200 58V59H201ZM205 58V57H204ZM209 58V57H208ZM210 58H209V60H210ZM222 58H224V57H222ZM222 58H221V60H222ZM28 59V58H27ZM219 59V58H218ZM226 59V58H225ZM34 59H32L31 61H33ZM224 60V59H223ZM23 61V60H22ZM30 61V62H31ZM182 61V60H181ZM202 61H204V62H206V61H208V60H202ZM211 61H213V63H214V60H210V61H208V63L209 62H211ZM227 61V60H226ZM125 62H128V61H125ZM130 62H132V59H131V61ZM222 62H225V61H222ZM212 63V64H213ZM76 64V63H75ZM123 64H125V63H123ZM129 64V63H128ZM128 64H126V66H128ZM133 64V63H132ZM135 65H136V63H134ZM210 64V63H209ZM211 64V65H212ZM218 64V63H217ZM220 65H221V63H219ZM234 64V63H233ZM63 65V62L62 61H60V62H58V63H56L54 66H52V67H50L49 69H47V70H45L44 71V73L43 74H38L37 72H35L34 70H24L23 69V66L20 68V69H17L16 71H17V74L15 75V77L9 82V83H4V84H2V83H0L1 84V86H0V96H2L3 94H5L6 92H12L13 90H15V92H16V90L17 89H24V92L25 93H27L26 91H31L32 89H38L39 87H41V85H42V87L44 86L45 88H47L46 87V83L47 82H52V86H53V84H54V80H55V78L54 77H56V76H53V75H51V76H53V79H51V80H49V79H47V82L44 84L43 82V79H42V83L41 84H39V85H37L36 84V86H30V88L29 89H25V88H23V87H26V86H28V85H30L31 83H33V82H35L37 79H39L42 75L44 76V74H50L51 73V71H55V69H60L59 67L60 66H62ZM129 65H131V64H129ZM214 65V64H213ZM223 65V64H222ZM221 65V66H222ZM66 67H68L67 65H65ZM110 66V65H109ZM148 66V65H147ZM208 66V65H207ZM218 65H216L215 67H217ZM221 66H220V68H221ZM230 66V65H229ZM233 66V65H232ZM70 67V66H69ZM121 67L123 68V66L121 65ZM130 67V66H129ZM128 67V68H129ZM135 67V66H134ZM139 67V66H138ZM226 67V66H225ZM70 68H73V67H70ZM90 68V67H89ZM116 67H113V66H111V67H109L108 68V71H110L109 73H112V72H114ZM128 68H127V70H125V72L126 71H128ZM210 68V67H209ZM220 68L218 69V71L220 70ZM227 68V67H226ZM86 69V68H85ZM144 69H145V67H144ZM144 69H142V70H144ZM133 70V69H132ZM135 70V69H134ZM208 70V69H207ZM53 71V72H54ZM84 71H86V70H84ZM92 71V70H91ZM99 71V69L97 70V72ZM101 71V70H100ZM100 71L98 72V74H99V76H97V77H99V78H101L100 76L103 74V73H100ZM103 71H106V69L105 70H103ZM119 71H121V70H119ZM124 71V70H123ZM193 71L195 72V70L193 69ZM192 71V72H193ZM211 71V70H210ZM209 71V72H210ZM214 71H215V68H214ZM213 71V72H214ZM218 71H215V72H218ZM61 72V71H60ZM65 72V71H64ZM82 72H83V70H82ZM87 72V71H86ZM129 72H131V70L129 71ZM140 72V71H139ZM208 72V71H207ZM208 72V73H209ZM215 72H214V74H215ZM230 72H231V70H230ZM73 73V72H72ZM79 73V72H78ZM91 73V72H90ZM89 73V74H90ZM121 73V72H120ZM132 73V72H131ZM144 73V72H143ZM198 72H196L195 73V75L197 74ZM211 73H212V71H211ZM221 73H222V71H221ZM60 74V73H59ZM58 74V75H59ZM88 74V75H89ZM117 74V73H116ZM118 74H119V72H118ZM199 74V73H198ZM213 74V73H212ZM218 74H219V72H218ZM55 75V74H54ZM64 75V74H63ZM62 75V76H63ZM84 75H85V73H84ZM110 75V74H109ZM154 75V74H153ZM217 75V74H216ZM221 75V74H220ZM219 75V76H220ZM14 76V75H13ZM60 76V75H59ZM69 76V75H68ZM117 77H119L118 75H116ZM124 76H125V74H124ZM210 76H212V75H210ZM223 76V75H222ZM50 77V76H49ZM48 77V78H49ZM104 77V76H103ZM113 77H114V75H113ZM123 77V76H122ZM126 77V76H125ZM128 77H130V75L128 76ZM160 77V76H159ZM213 77H215V75L213 76ZM43 78V77H42ZM62 78V77H61ZM67 78L68 77H66V81H67ZM69 78H70V76H69ZM74 77H72V79H73ZM80 78V77H79ZM79 78H78V80H79ZM83 78H85V77H83ZM82 78V79H83ZM115 78V77H114ZM120 78V77H119ZM127 78V77H126ZM63 79V78H62ZM72 79H68V80H72ZM124 79V78H123ZM123 79H120V80H123ZM133 79V78H132ZM155 79H157V78H155ZM214 79H216V78H214ZM100 80V79H99ZM126 80H128L129 81V79L127 78ZM131 80V79H130ZM134 80V79H133ZM146 80V79H145ZM149 80V79H148ZM234 80V79H233ZM38 81V80H37ZM97 81V80H96ZM116 81V80H115ZM125 81V80H124ZM124 81H122V83L124 82ZM127 81V82H128ZM57 82H59L58 80H57ZM55 83L56 84V86H57V84L58 83ZM63 82H64V80H63ZM70 83H71V81H69ZM118 82V81H117ZM172 82V81H171ZM60 83V82H59ZM83 83V82H82ZM119 83V82H118ZM126 83V82H125ZM129 83V82H128ZM128 83H126L125 85H126V87H127V84ZM156 83V82H155ZM44 84V85H43ZM63 84V83H62ZM67 84H69V83H67ZM66 84V85H67ZM72 84H75V83H72ZM71 84V85H72ZM91 84V83H90ZM101 84H102V82H101ZM49 85V84H48ZM59 85H61V83L59 84ZM78 85V84H77ZM118 85V84H117ZM120 85H122L121 83H120ZM124 85V86H125ZM50 86H51V84H50ZM50 86H49V90H50ZM62 86L63 85H61L59 88H62ZM96 86V85H95ZM99 86V85H98ZM112 86H114V85H112ZM119 86V85H118ZM55 87V86H54ZM53 87V88H54ZM58 87V86H57ZM73 87H74V85H73ZM120 87V86H119ZM66 88V87H65ZM72 88V87H71ZM93 88V87H92ZM110 87H107V88H104V90H102L101 92H97V94L96 95H93L92 97H91V95L92 94H88L90 97H88V96H86V98L85 99H87L88 100V98H90V100L92 101V103L93 104H95V105H97V106H99V105H101V107L102 106H106L108 103V100H109V98H110V95H108V92H110V89H109ZM115 88H116V86H115ZM114 88V89H115ZM124 88V87H123ZM147 88V87H146ZM160 88H161V86H160ZM196 88V87H195ZM195 88H194V91H196L195 90ZM44 89V88H43ZM52 89V88H51ZM68 89V88H67ZM66 89V90H67ZM126 89V88H125ZM197 89V88H196ZM26 90V91H25ZM39 90H40V88H39ZM45 90V89H44ZM44 90H42L43 92L42 93H46L47 91H45L44 92ZM48 90V91H49ZM63 90H65V89H63ZM77 90V89H76ZM75 90V91H76ZM121 90V89H120ZM155 90V92H158L157 94H158V100L156 99L154 102H153V99H152V97H150V96H147L148 94L146 93V91H145V88L144 87H141V89H139V90H137L136 92H135V95H134V98L132 99V100H129V101H132L131 103L132 104H135L134 105V108H133V106H131L132 104L130 103V104H128L129 106H130V108L129 109H131V110H128V111H125L124 113H118L117 112V110L114 112V110H113V108L111 107L112 106V104H111V106L110 107H103L104 109H100L99 111H101V112H99V113H97L96 115V117H95V119H93V120H91L90 122H88L87 123V126H86V128H84L83 129V131H79V133L77 134V135H75L74 137H73V140H72V143L70 144V146L69 145H67L66 143H61L59 146L61 147H59V149H62V150H60V152H55V153H51L50 155L52 156V158L50 157V159H49V161H51V159H52V161H51V163H49V164H51L52 165V168L50 169L49 168V166H47L48 168H49V170L45 173V175L43 176L44 178H42V177H40L41 179L39 180V182L38 183H40V184H37L36 186V188H34L33 190L31 189V190H29V189H26L25 188V186L24 185H18L17 183V185H16V187L17 188H19V191H18V196L16 197L15 196V199L16 200H12L11 202H12V204H11V207L9 208V209H11L12 210V208H14V206L16 207V205H17V207L16 208H19L20 206L22 207V208H24V211L23 212H20V210L19 209H17L16 210V212L18 211V214H16V217H17V221H18V223L16 224V221L15 220H13V219H11L10 217V219L11 220H7V218H8V216H9V213H10V211L11 210H9V212L8 213H4V211H3V215L1 216L0 215V225H1V227H2V225H4V226H6V227H4L3 229H2V231H0V248L1 247H6L7 249L5 250V251H3V253L0 255V264H52V262L51 261H45L46 263H44V262H42V260H40L39 258H40V256H39V258H38V255H37V246L35 245V240H36V238H37V235H38V233L41 231V230H49V228H50V225L48 226V225H46L45 224V222L43 223V221H40V222H38V221H36V219L38 220V218L41 220V218H42V216L44 217V216H47L49 213V211H50V209H52V205H53V203L56 201V200H58V199H61V200H63V198H67V196L66 195H68V194H72L73 193V195H72V197L73 196H75V197H80V198H83L82 200H84V201H86V203L89 201V198H90V194H89V191H84V189H86L85 187L87 186V184L86 183H88L91 179H92V181L93 180H98V181H100V183H99V186H98V188L100 189V187L102 188V190H105V191H108L109 190V194H110V192H111V196H112V194H113V197L115 196V194H119V196H121V197H123V198H126V197H128V199H129V201H131L133 204H136V205H138L139 207L141 206V207H143L144 206V210L141 208V212H143L144 214L143 215H145L146 217V219L144 220V221H142V222H140L139 223V225H141L142 227H143V230L146 232V231H148V230H152L154 227H152L153 226V224H154V222H153V224L151 225V223L149 222V217L150 216H148V215H152V214H154L155 212H153V211H155V206H156V204H158L159 205V203H163V204H165L163 201L161 202V200H163V198H164V196L166 195V193L167 192H169V190L172 188H174V187H176L177 188V186L178 185H181V184H178L179 182L177 181V179L175 178V175H174V171H171V172H173V175L172 176H168L169 174L167 173V170L165 171L164 169V172H165V174L168 176V177H162V176H158L159 177V180L158 181H156L155 179H158V178H156L155 176V181L156 182H149V183H147L146 182V180H145V182L144 181H142L141 180V178H140V176H138L139 174L138 173H140V168L142 167V166H145V165H143V163H142V165H141V163L139 164V162L141 161L142 162V160H139V159H142L143 157L142 156H140V149L139 148H141V147H144V148H146V150H148V155L149 154H152V156H153V154L154 155H156V152H158V149H160V147H162V149H160L161 150V152H163L162 150L164 149L163 147L164 146H166L167 147V145H166V143H167V141H166V143L165 144H160L159 143V141H157L158 139H157V137L158 138H162L161 140H164L163 138L164 137H162V135H160V133L159 134H155V135H153L152 137H151V134H149L148 136L146 135L147 134V132L148 131H146L148 128L150 129L151 127L150 126H152L151 125V123L152 122H156V120H158L160 117H162L163 116V112L161 111V104L162 103H164V101L167 99V98H169V97H171V98H169L170 100L169 101H174V99H176L175 97V95L173 94V93H171V90H169L168 88H163V91L162 90H160L159 89V87H157V90L156 89H154ZM158 90H160V91H158ZM55 91L56 90H54L52 93H54V95H57V93L55 94ZM57 91H59V89H57ZM60 91H62L61 89H60ZM72 91V90H71ZM75 91H72V92H75ZM116 91V90H115ZM122 91V90H121ZM125 91V90H124ZM135 91V90H134ZM150 91V90H149ZM15 92H13V93H15ZM21 91H19L18 93H20ZM32 92H34V91H32ZM36 92V91H35ZM63 92H65V91H63ZM62 92V93H63ZM68 92H69V89H68ZM72 92H70V93H72ZM107 92V93H106ZM200 92V90L199 91H197V93H199ZM8 93H6V94H8ZM17 93V92H16ZM24 93V94H25ZM28 93H30V92H28ZM39 93H40V91H39ZM49 93V92H48ZM61 93V94H62ZM67 93V92H66ZM66 93H64V94H66ZM196 93V92H195ZM24 94H22V95H24ZM59 95H60V93H58ZM73 94V93H72ZM71 94V95H72ZM75 94V93H74ZM78 94V93H77ZM81 94V93H80ZM118 94V93H117ZM122 95L124 94V92H122L121 93ZM126 94V93H125ZM131 94V93H130ZM129 94V95H130ZM140 94H143L142 96V98H138L139 96H140ZM151 94H153V93H151ZM191 94V93H190ZM9 96H10V93L8 94ZM13 95V94H12ZM11 95V96H12ZM17 95H19V94H17ZM26 95V94H25ZM31 95V94H30ZM46 95H49V94H47L46 93ZM52 95V94H51ZM69 95V94H68ZM121 95V96H122ZM160 95H162L161 97H160ZM8 96V97H9ZM20 96V95H19ZM38 96V95H37ZM43 96V95H42ZM42 96H40V98H42ZM58 96V95H57ZM74 96V95H73ZM79 96V95H78ZM114 96V95H113ZM118 96L119 97H121L119 94H118ZM124 96V95H123ZM13 97V96H12ZM11 97V98H12ZM14 97H15V95H14ZM24 97V96H23ZM29 97V96H28ZM52 98H53V95L51 96ZM54 97H56V96H54ZM69 98H70V95L68 96ZM119 97H117V98H119ZM126 97V96H125ZM154 97V96H153ZM155 97V98H156ZM21 98V97H20ZM35 98V97H34ZM46 98H47V96H46ZM51 98V99H52ZM57 98V97H56ZM60 98H62V96L60 97ZM64 99H65V97H63ZM62 98V99H63ZM67 98V97H66ZM174 98V99H173ZM24 99V98H23ZM31 99H32V97H31ZM49 99H50V96H49ZM48 99V100H49ZM50 99V100H51ZM62 99H60V101L62 102ZM68 99V98H67ZM66 99V100H67ZM71 99V98H70ZM73 99V98H72ZM129 99H130V97H129ZM14 100V99H13ZM28 100H30V98L28 99ZM34 100V99H33ZM32 100V101H33ZM50 100H49V103H50ZM75 100V99H74ZM84 100V99H83ZM87 100L85 101V102H87ZM118 100V99H117ZM119 100L122 102V100L119 98ZM124 100H125V98H124ZM123 100V101H124ZM151 100V101H150ZM4 101V100H3ZM2 100H0V102H3ZM10 101V100H9ZM12 101V100H11ZM56 101V100H55ZM119 101V102H120ZM13 102H15V105L17 104L16 103V101H13ZM26 102V101H25ZM40 102V101H39ZM38 102V103H39ZM45 102H46V100H45ZM48 102V101H47ZM64 102V101H63ZM69 102V101H68ZM120 102V103H121ZM175 103H177V104H180V99L179 100H175L174 101ZM20 103H21V101H20ZM28 103V102H27ZM42 103V102H41ZM44 103V102H43ZM43 103H42V105H43ZM53 103V102H52ZM51 103V105H53ZM58 103V102H57ZM56 103V104H57ZM116 103V102H115ZM25 104V103H24ZM40 104V103H39ZM48 104V103H47ZM56 104H54L55 106H56ZM65 104V103H64ZM67 104V103H66ZM73 104H74V102H73ZM83 104V103H82ZM114 104V103H113ZM148 104V105H147ZM155 104H158V105H156V106H154L153 108H151L153 105H155ZM41 105V106H42ZM45 105V104H44ZM60 105H62L63 106V104H60ZM84 105H86L85 103H84ZM115 105V104H114ZM117 106H118V104H116ZM169 105H171V104H169ZM3 105H1V107H2ZM5 106V105H4ZM30 106V105H29ZM28 106V107H29ZM31 106H32V104H31ZM36 105L34 104V108L33 109H35L36 107H35ZM38 107H40L39 105H37ZM57 106H58V104H57ZM56 106V107H57ZM68 106H71L70 105V103H68ZM77 106V105H76ZM12 107V106H11ZM24 107V106H23ZM22 107V108H23ZM45 107L47 108L48 107V105L46 106L45 105ZM64 107L65 106H63V109H64ZM78 107V106H77ZM76 107V108H77ZM100 107V108H101ZM7 108V107H6ZM26 108V107H25ZM49 108V107H48ZM84 108V107H83ZM123 108H124V106H123ZM151 108V109H150ZM29 109V108H28ZM30 109H32V108H30ZM33 109H32V111H33ZM38 109V108H37ZM40 109V108H39ZM44 109V108H43ZM49 109H51V108H49ZM69 109V108H68ZM79 109V108H78ZM115 109V108H114ZM117 109V108H116ZM6 110V109H5ZM20 110V109H19ZM23 110V109H22ZM51 110H54L53 109V107H52V109ZM16 111V110H15ZM26 111H27V109H26ZM62 111V110H61ZM67 111V110H66ZM75 111V110H74ZM77 111V110H76ZM85 111H86V109H85ZM151 111H153L152 113H161L160 114V117H158V116H156V120H147L146 118H148V116L150 117V115H152L151 114ZM8 112V111H7ZM18 112V111H17ZM28 112L29 111H27L26 113L28 114ZM39 112H40V110H39ZM52 112V111H51ZM50 112V113H51ZM56 112V111H55ZM57 112H58V108H57ZM70 112V111H69ZM68 112V113H69ZM82 112V111H81ZM80 112V113H81ZM10 113V112H9ZM59 113H60V111H59ZM66 114H68L67 112H65ZM65 113H64V115H65ZM79 113V114H80ZM3 114H5V113H3ZM32 114V113H31ZM52 114H55V113H52ZM78 114V113H77ZM82 114V113H81ZM25 115V114H24ZM47 116L46 117H48V114H46ZM73 115H74V113H73ZM162 115V116H161ZM5 116V115H4ZM23 115H21V117H22ZM28 116V115H27ZM54 116V115H53ZM62 116V115H61ZM61 116H59L60 117V119H61ZM77 116H79V115H77ZM95 116V115H94ZM93 116V117H94ZM154 116H155V114H154ZM9 117V116H8ZM20 117V118H21ZM36 117H38L37 115H36ZM46 117H44V118H46ZM51 117V116H50ZM58 117V118H59ZM71 117V116H70ZM84 117H85V115H84ZM153 117V116H152ZM151 117V118H152ZM170 117V116H169ZM168 117V118H169ZM24 118H26V117H24ZM29 118V117H28ZM43 117H41V120L43 121V119H42ZM64 118V117H63ZM61 119V120H63V121H65V118L64 119ZM73 118V117H72ZM74 118H76L75 116H74ZM167 118V117H166ZM30 119V118H29ZM39 119V118H38ZM53 119V118H52ZM57 119V118H56ZM33 120V119H32ZM40 119H39V121H41ZM55 120V119H54ZM67 120H70V119H67ZM73 119H71V121H72ZM89 120H90V118H89ZM162 120V119H161ZM33 121H35L36 123L38 122V120L36 121V120H33ZM51 121V120H50ZM160 121V120H159ZM158 121V122H159ZM168 121V120H167ZM170 121V120H169ZM15 122V121H14ZM25 122H26V120H25ZM53 120L51 121V122H48V125H49V123L51 124V125H53ZM60 122V121H59ZM154 122V123H155ZM2 123V122H1ZM7 123H10L11 124V122H7ZM16 123V122H15ZM32 123V122H31ZM34 123V122H33ZM44 123H46V122H44ZM57 124H54V125H58L59 123L58 122H56ZM65 123V122H64ZM63 123V124H64ZM67 123H68V121H67ZM73 123V122H72ZM168 123V122H167ZM171 123V122H170ZM43 124V123H42ZM47 124V123H46ZM66 124V123H65ZM143 125V127H144V129H142V130H144L143 132H142V130H141V132H140V130H136L137 129V126H139V125ZM163 124H164V122H163ZM5 125V124H4ZM14 125V124H13ZM26 125V124H25ZM44 125V124H43ZM62 125V124H61ZM60 125V126H61ZM141 125V126H142ZM146 125H148V127H147V129H146ZM154 125V124H153ZM156 125V124H155ZM165 125V124H164ZM22 126V125H21ZM27 126H28V128H29V125L27 124ZM37 126V125H36ZM38 126H40L39 124H38ZM42 126V125H41ZM167 126H168V124H167ZM8 127V126H7ZM23 128H24V126H22ZM21 127V128H22ZM35 127V126H34ZM55 127V126H54ZM57 127V126H56ZM170 127V126H169ZM175 127V126H174ZM19 128H20V126H19ZM26 126H25V128L24 129H27V131L29 130ZM39 128V127H38ZM43 128V127H42ZM61 128V127H60ZM87 128H88V130H87ZM139 128V127H138ZM153 128V127H152ZM158 128H159V125H158ZM171 128H173V127H171ZM17 129V128H16ZM36 129V128H35ZM44 129V128H43ZM154 129H155V127H154ZM176 129V127L174 128V129H172V130H175ZM10 130V129H9ZM13 130V129H12ZM17 130H19V129H17ZM17 130H15L16 131V133L17 132H19V131H17ZM31 130V129H30ZM33 130V129H32ZM39 130V129H38ZM41 130V129H40ZM179 130V129H178ZM183 130V129H182ZM14 131V130H13ZM21 132H22V130H20ZM43 131H45V130H43ZM49 131V130H48ZM57 131V130H56ZM67 131V130H66ZM163 131V130H162ZM180 131H181V129H180ZM9 133V135H12V133H10V131H8ZM29 132V131H28ZM60 132H63V131H60ZM87 132L89 133V134H87ZM154 132V131H153ZM172 132H174V131H172ZM176 132V131H175ZM179 132V131H178ZM183 131H181V134H183L182 133ZM42 133V132H41ZM32 134V133H31ZM34 134V133H33ZM36 134H38V133H36ZM65 134H67L66 132H65ZM70 134V133H69ZM140 134H143V136H146L147 137V139L148 140H145V141H147L146 143H145V141L142 139V141L145 143H142V146L141 147H139V145H135V143H137V142H139L138 140H137V142H135L134 143V140H135V138L136 137H138L139 138V136H140V138H141V135ZM163 134H164V132H163ZM166 134V133H165ZM169 134H171V132L169 133ZM181 134H180V138L179 137H177V138H179V139H183V138H185V137H182L181 138ZM7 135V134H6ZM8 135V136H9ZM14 135V134H13ZM12 135V136H13ZM19 135H20V133H19ZM19 135H17L16 134V137L17 136H19ZM21 135H22V133H21ZM55 135V134H54ZM139 135V136H138ZM12 136H11V138H12ZM24 136V135H23ZM31 136H33V135H31ZM41 136V135H40ZM52 136V135H51ZM65 136V135H64ZM171 136H172V134H171ZM170 135H169V138H172ZM13 137H15V136H13ZM26 137V136H25ZM62 137V136H61ZM167 138H168V136H166ZM165 137V138H166ZM175 137V136H174ZM19 138H20V136H19ZM16 139V141L18 142L20 139ZM34 138V137H33ZM49 138H50V136H49ZM58 138H60V137H57V139ZM137 138V139H138ZM140 138H139V140H140ZM143 138V137H142ZM166 138V139H167ZM168 138V139H169ZM7 139V138H6ZM30 139H32V138H30ZM29 139V136H27V138H26V141L27 140H30ZM40 139V138H39ZM57 139H55V140H57ZM145 139V138H144ZM179 139H177V142H176V138L174 139H172L173 140V142L175 141L176 143H178V140ZM188 139V138H187ZM13 140V139H12ZM14 140H15V138H14ZM42 140V139H41ZM45 140V139H44ZM50 140V139H49ZM58 140H60V139H58ZM58 140H57V142H58ZM160 140V141H161ZM171 140V141H172ZM185 140V139H184ZM9 142H11V140H8ZM7 140L4 142V143H6V142H8ZM15 141V142H16ZM21 141H23L22 140V138H21ZM46 141V140H45ZM54 141V140H53ZM62 141V140H61ZM60 141V142H61ZM169 141L170 140H168V145H169ZM179 141H181V140H179ZM12 142H14V141H12ZM29 142V141H28ZM31 142V141H30ZM29 142V143H30ZM52 142V141H51ZM140 142H141V140H140ZM174 142V143H175ZM19 143V142H18ZM25 143V142H24ZM27 143V142H26ZM33 143V142H32ZM42 143V142H41ZM44 143V142H43ZM162 143V142H161ZM174 143H173V145H174ZM10 144V143H9ZM14 144H16V143H14ZM13 144V145H14ZM22 144H23V142H22ZM52 144H53V142H52ZM144 144V145H143ZM160 144V145H159ZM1 145L3 146V145H8V144H2L1 143ZM11 145V149L13 150V148H12V144H10ZM19 146H21L20 144H18ZM30 145H31V143H30ZM55 145H57L56 144V141H55ZM17 146V145H16ZM19 146H17L19 149L21 148V147H19ZM25 146V144L23 145V147ZM41 146V145H40ZM51 145H49L47 148H49ZM170 146V145H169ZM168 146V147H169ZM175 146V145H174ZM35 147V146H34ZM46 147V146H45ZM44 147V148H45ZM55 146H53V148H54ZM67 147V148H66ZM171 147H172V145H171ZM1 148V147H0ZM5 148H7V147H5ZM15 148V147H14ZM18 148H16V149H18ZM29 148V147H28ZM31 148H32V146H31ZM52 148V150L54 151L55 149H53ZM57 148V147H56ZM114 148H120L121 149V151H120V153L122 154V155H128L130 152H131V149H132V151H133V149H134V151H136L135 152V157H133L132 158V160H131V162H130V168L128 167V170L129 171H131V173H132V175L134 176V179H135V181H136V183H137V185H139L140 187H139V189H135V190H133V192H130V194L129 195H126V193L128 192L127 190H132L133 188H131V187H129V182H124L123 180L122 181H117L116 183L114 182V185H113V183L111 182L110 183V185L109 186H107V181H108V179L110 180L111 178L109 177L110 175H109V173L107 172V168H108V165H109V163H110V161L106 164L107 166H104L103 164V167L101 166V165H99V164H101V163H103V162H101L103 159H104V156H107V157H109V158H111V159H113V160H115L114 162L116 163L119 159H117V157L119 158L120 156H122V155H117V157H115L114 156ZM143 148V149H144ZM4 149V148H3ZM7 149H9L10 150V148H7ZM42 148H40V150H41ZM50 149V148H49ZM172 149V148H171ZM11 150V151H12ZM57 150H58V148H57ZM112 151V152H110V151ZM146 150H144V151H146ZM166 150H167V148H166ZM169 150V149H168ZM192 149H190V151H191ZM7 151V150H6ZM18 151V150H17ZM21 151H25V148H24V150H22V148H21ZM26 151H27V149H26ZM31 151V154H35V153H32V151H33V149L32 150H28V152H30ZM39 151V150H38ZM37 151V152H38ZM43 151V150H42ZM47 151H49V150H47ZM174 151V150H173ZM9 152V151H8ZM14 152H16L15 151V149H14V151H13V154H15ZM36 152V151H35ZM37 152H36V156H38L37 155ZM41 152V151H40ZM44 152H46V151H44ZM52 152V151H51ZM109 152V154H107ZM160 152V153H161ZM196 152L197 151H193V153H192V151H191V153L189 152V154H187V159L188 160H186V158H185V162H184V166H183V168L182 169H185L187 166L189 167V168H191V166H192V168H191V171H190V169L187 167V171L186 172H188L187 174H189V177H190V175H191V177L193 176V177H196V178H202V179H196V178H194V179H196L197 181H199V184L200 183H202V182H204L205 180H211L210 181V183L208 184V185H210V186H212V182H213V184H214V186H212V188L211 187H209L208 185H206L207 183L206 182H204V183H202L201 185H205V187L206 186H208L209 188H211L213 191H215L216 190V187H215V182H220V181H222V175L224 174V172H223V170L221 171V169H220V167H219V169L220 170H218V171H216L217 169V166H216V168L214 169V162H213V160L211 159L210 160V157H208V159L211 161V162H213L212 163V165H211V163H205V164H207L205 167H204V163L203 162H206V160H204V158H206V156L205 155H203L202 153H199V152H197V154H196ZM19 153H20V150H19ZM23 153V152H22ZM26 153V152H25ZM25 153H23V154H25ZM171 153H172V151H171ZM199 153V154H198ZM3 154V153H2ZM12 154V155H13ZM31 154H29V156L31 155ZM44 154V153H43ZM163 154V153H162ZM169 154V153H168ZM167 154V155H168ZM11 155V154H10ZM17 155V154H16ZM41 155V154H40ZM130 155V154H129ZM147 155V156H148ZM157 155H159V153L157 154ZM179 155V154H178ZM178 155H175V157L174 158H172L171 160H174L175 161V159H177V158H179L178 157ZM188 155L189 156H192L191 158L190 157H188ZM194 155V156H193ZM201 155H203V156H205L204 158H203V160L204 161H202V159L200 158V156ZM15 156V155H14ZM20 156V155H19ZM21 156H22V154H21ZM20 156V157H21ZM28 156V155H27ZM45 156V155H44ZM124 156V157H125ZM146 156V155H145ZM32 157H34L35 158V155L34 156H32ZM156 157V156H155ZM167 157V156H166ZM172 157V156H171ZM8 158V157H7ZM9 158L11 159V156H9ZM14 158V157H13ZM16 158V157H15ZM18 158V157H17ZM30 158V157H29ZM146 159H148L147 157H145ZM169 158V157H168ZM191 160H190V159ZM212 158V157H211ZM37 159V158H36ZM42 159V158H41ZM46 159V162H47V159L48 158H45ZM145 159V160H146ZM150 159V158H149ZM148 159V160H149ZM180 159V158H179ZM201 159V160H200ZM207 159V160H208ZM1 160V159H0ZM27 160V159H26ZM26 160H24L25 162H26ZM35 160V159H34ZM33 160V161H34ZM39 160H40V157H39ZM117 160V161H116ZM144 160V161H145ZM183 160V159H182ZM182 160H180V161H182ZM198 160H200L201 162H202V165L203 166H200V161H198ZM209 160L207 161V162H209ZM7 162H9L8 160H6ZM23 161V162H24ZM31 161H32V158H31ZM62 162L63 161V165L62 164H59L60 166L58 167L57 166V168L56 169H53V166L55 167L56 166V164L58 165V162ZM143 161V162H144ZM196 161H198L199 163H198V166L197 165H194V167L195 166H197L199 169L200 168H202V167H204V168H202V169H197L196 171H198L197 173H196V171H194L196 168H194L193 169V164L196 162ZM7 162H6V164H5V160H4V165H6L7 166ZM11 162H13V160H11ZM28 162H30L29 160H27V163ZM36 163H37V160L35 161ZM153 162V161H152ZM165 163L163 164L164 165V167H165V164H166V161H164ZM1 163V162H0ZM10 163V162H9ZM16 164H17V162H15ZM22 163V162H21ZM27 163H24L25 164V168L28 166V164ZM31 163V162H30ZM35 163V164H36ZM40 163L42 164V162H41V160H40ZM39 163V164H40ZM112 163V162H111ZM111 163H110V165H111ZM172 163H173V161H172ZM181 163V162H180ZM197 163V162H196ZM19 164V163H18ZM32 164V163H31ZM31 164H29V166H32ZM43 164H44V161H43ZM145 164H147V162L145 163ZM150 164H153V163H151L150 162ZM174 164H179L178 162H174ZM173 164V165H174ZM183 164V163H182ZM2 165H3V162H2ZM4 165H3V167H4ZM13 165V164H12ZM21 166H22V164H20ZM20 165H19V167H20ZM27 165V166H26ZM36 165H38V163L36 164ZM35 165V168L37 167ZM47 165H48V162H47ZM128 165H129V163H128ZM141 165V166H140ZM154 165V164H153ZM161 165V164H160ZM160 165H159V167H160ZM163 165H162V167H163ZM16 166H18V165H16ZM41 166V165H40ZM98 166V167H97ZM136 166H139V167H136ZM147 166H149V161H148V165H146L145 167H147ZM176 166H178V165H176ZM180 166H182V165H180ZM200 166V167H199ZM14 167V166H13ZM39 167V166H38ZM51 167V166H50ZM96 167H97V169H96ZM101 167V169H100V171H99V168ZM152 167V166H151ZM150 167V168H151ZM156 167V166H155ZM167 167H169V166H166V168ZM0 168H2V167H0ZM12 168V167H11ZM10 168V169H11ZM18 167H16V169H17ZM21 168H23V167H21ZM20 168V169H21ZM31 168V167H30ZM137 168H139V169H137ZM143 168L144 167H142V170H141V172L142 173H144V174H148V172H150V171H148V172H146L145 173V170L143 171ZM154 167H152V170H154L153 169ZM161 168V167H160ZM171 168L172 167H170V170H171ZM179 168V167H178ZM178 168H177V170H178ZM14 169V168H13ZM28 169H29V167H28ZM93 169H96V170H98V171H96V173H94V175L92 174V171H93ZM124 169H126V170H124L125 172L124 173H126L127 172V167L126 168H124ZM156 169H158L159 171L162 169H159L158 167L157 168H155V170ZM169 169V168H168ZM176 169V168H175ZM181 169V172L183 171ZM15 170V169H14ZM34 170V169H33ZM38 171H39V169H37ZM139 170V171H138ZM151 170V172H154V173H156V171H152ZM172 170H174V167H173V169ZM186 170V169H185ZM190 172H189V171ZM202 170V171H201ZM8 171V170H7ZM20 171H22V169L20 170ZM25 171V169H23V172ZM26 171H28L27 170V168H26ZM36 171V170H35ZM34 171V172H35ZM138 171V172H137ZM147 171V170H146ZM169 171V170H168ZM176 171V170H175ZM200 171H201V174H200ZM12 172H13V170H12ZM17 172H18V170H17ZM23 172H21V177H23L24 178V176H22L23 174ZM94 172H95V170H94ZM164 172L162 173V171H161V174L163 175L164 174ZM179 172H180V170H179ZM178 172V173H179ZM185 172V171H184ZM5 173V172H4ZM14 173V172H13ZM19 173L20 172H18V173H15V174H18L19 175ZM28 173H32V177H30V178H33V172H29L28 171ZM39 173H40V171H39ZM39 173H38V175H39ZM123 173V174H124ZM1 174H2V172H1ZM24 174H25V172H24ZM41 174H43V173H41ZM63 174H65V175H70V174H73L74 176H76L77 177V179L75 178L73 181H71L69 178H63ZM123 174H121V173H117V174H115L114 175V177L115 176H121L122 178H123ZM153 174V173H152ZM152 174H150V176L152 175ZM159 174V173H158ZM157 174V175H158ZM164 174V175H165ZM170 174H172V173H170ZM182 174H184V173H182ZM182 174L181 175H177V178H178V176L180 177H182ZM197 174H199V175H197ZM4 175V174H3ZM10 175V174H9ZM18 175H17V178H18ZM27 175H29V174H27ZM26 175V176H27ZM31 175V174H30ZM29 175V176H30ZM142 175V174H141ZM155 175V174H154ZM160 175V174H159ZM225 175V174H224ZM0 176H2V175H0ZM25 176V177H26ZM37 176V175H36ZM41 176V175H40ZM184 176H185V174H184ZM7 177V176H6ZM12 177V176H11ZM16 177V176H15ZM20 177V179H22ZM38 177V176H37ZM47 177H49V179L50 180H54V181H58V183H56V185H54V186H52V188L51 189H47V182H48V180H47ZM145 177H146V175H145ZM189 177H187V175L185 176V177H183L184 178V181L185 182H187V181H189V180H187V178H189ZM192 177V178H193ZM13 178L14 177H12V178H10V179H12L13 180ZM16 178V179H17ZM27 178H29V177H27ZM26 178V179H27ZM150 178V177H149ZM148 178V179H149ZM183 178H181V179H183ZM225 178H226V176H225ZM5 178H3L2 180H4ZM9 179V178H8ZM7 179V180H8ZM20 179H19V181L18 182H20ZM43 179V180H42ZM143 179V178H142ZM147 179V180H148ZM151 179V178H150ZM152 179H153V177H152ZM167 179V180H166ZM178 179H180V178H178ZM193 179V180H194ZM205 179V180H204ZM0 180H1V177H0ZM15 180V179H14ZM18 180V179H17ZM17 180H15V181H17ZM34 180V179H33ZM42 180V181H41ZM196 180H194V181H196ZM200 180H203L202 182L200 181ZM9 181H11V180H9ZM23 181L25 182L26 181V183L28 182V180H25V179H23ZM23 181L21 180V184H26V183H23ZM32 181V180H31ZM35 181H37V180H35ZM41 181V182H40ZM111 181V180H110ZM2 182V181H1ZM12 183H13V181H11ZM122 182H124L123 184H122ZM162 182H164V184H162ZM190 182V181H189ZM238 182V181H237ZM6 183V182H5ZM15 183V182H14ZM31 183V182H30ZM52 183V182H51ZM54 183V182H53ZM52 183V184H53ZM162 184V186L161 185H159V186H157L158 184ZM181 183H182V181H181ZM191 183H192V179H191ZM193 183H198V182H193ZM206 183V184H205ZM236 183V182H235ZM241 183V182H240ZM1 184V183H0ZM2 184H3V182H2ZM11 184V183H10ZM9 184V185H10ZM28 184H29V182L27 183V187H28ZM183 184L184 183H182V185H181V187L183 188L184 186H183ZM187 185L186 186H188V182L186 183ZM218 184V186H219V183H217ZM217 184H216V186H217ZM14 184H12V185H10V186H13ZM46 185V186H45ZM146 185L149 187V186H151V188H153V187H155V186H157V188L156 189H154L155 190V192L153 193V194H147L146 192H144V190L145 189H143L144 187H146ZM185 185V184H184ZM191 184L189 183V186H190ZM193 185V184H192ZM196 185H198V184H195V186ZM203 185V186H204ZM3 186V185H2ZM6 186V185H5ZM24 186V187H23ZM32 186V185H31ZM185 186V187H186ZM189 186H188V189L189 190H187L186 191V189H187V187H186V189H182V188H177L178 190V192L177 191H175V193H176V195H175V197H174V199H173V201H172V203H170V204H168L167 205V207L169 208V209H171V208H176L177 210V212H178V214L179 213H181V216H183L182 214H184L185 212V210H187V207H188V209H191V207L190 206H192V208L193 209H195V207H194V204H195V202H196V204H198L197 202H203V201H201V199H203V200H206L205 199V197L206 196H208V195H206L205 196V194H208V193H210L211 191L208 189V187L206 188V189H208V190H205V189H200V191L201 190H203V192H204V190L205 191H210V192H206L204 195H201L200 197H201V199H200V201L198 200V197H199V195H197V193H199L200 191H198L197 190V188H195L198 192L196 193V190L194 189V187L192 186L191 188L195 191L194 193H196V196L197 197H195L194 198V196L195 195H193V199H196V201L194 202V204L193 205H191L192 203L191 202H193V201H189L190 199H192V197L191 198H189L190 196H191V191H193L191 188H189ZM200 186V185H199ZM198 186V187H199ZM218 186H217V190L219 189L218 188ZM114 187H116L117 189L115 190V188ZM147 187V188H148ZM165 187V188H164ZM180 187V186H179ZM201 187V186H200ZM204 187V188H205ZM215 187V188H214ZM6 188H7V186H6ZM9 189L8 190H10V188L11 187H8ZM14 188H15V186H14ZM110 188V189H109ZM12 189V188H11ZM143 189V190H142ZM179 189L180 190H185V191H179ZM2 190V189H1ZM0 190V204L2 203V199H3V197H5V195L6 194H8L7 192L5 193V191L3 192V191H1ZM13 190V189H12ZM16 190V189H15ZM101 190V192H104V191H102ZM191 190V191H190ZM217 190L215 191V192H213L214 193V195H216L217 193ZM11 191V190H10ZM127 191V192H126ZM149 191V190H148ZM171 191V190H170ZM189 191H190V193H189ZM222 191V190H221ZM14 192V191H13ZM12 192V194H14ZM17 192V191H16ZM126 192V193H125ZM151 192H153L152 190H151ZM188 192V193H187ZM202 192V191H201ZM203 192L201 193V194H203ZM218 192H219V190H218ZM230 192L231 193H233V195H236V197L238 198V202H237V200H234V201H231V202H229V200H227L226 201V204H227V202L228 203H230V207H233V209L234 208H242V210L244 211V209H243V207H246L247 206V204L246 203H239V200L241 199L242 200V198H240L238 195H239V191H236L232 186H231V189H230ZM230 192H229V195H230ZM257 192H258V190H257ZM256 192V193H257ZM9 193H11V192H9ZM39 193V195H38V197H40V198H37V194ZM125 193V194H124ZM149 193H150V191H149ZM193 193V194H194ZM216 193V194H215ZM17 194V193H16ZM70 194V195H71ZM185 194V195H184ZM219 194H220V196L219 197H221L222 196V194H223V191H222V193H220L219 192ZM219 194H217V195H219ZM10 195V194H9ZM15 195V194H14ZM210 195H211V193H210ZM209 195V196H210ZM212 196L211 195V197L213 198V197H216V196ZM10 196H12V195H10ZM64 196H66V197H64ZM171 196V194L169 195V197ZM208 196V197H209ZM252 196V195H251ZM71 197V196H70ZM69 196H68V198H70ZM204 197V198H203ZM218 197V196H217ZM217 197H216V199H217ZM250 197V196H249ZM6 198V197H5ZM12 197H9V200L11 199ZM111 198V197H110ZM211 198V199H212ZM13 199H14V196H13ZM71 199V198H70ZM75 199V198H74ZM171 199V198H170ZM210 199V200H211ZM219 199V198H218ZM5 200V199H4ZM7 200H8V197H7ZM69 200V199H68ZM67 200V201H68ZM76 200H80V199H76ZM90 200H91V198H90ZM189 202H188V201ZM198 200V201H197ZM224 199H222L221 201H223ZM6 201V200H5ZM72 201H74L73 200V198H72ZM186 201H187V203H186ZM208 201V200H207ZM225 201V200H224ZM10 202V201H9ZM8 202V203H9ZM166 202V201H165ZM206 202V201H205ZM204 202V204H206ZM211 202H214L215 204L217 203L216 201H214V199H213V201L211 200ZM219 202V201H218ZM26 203V204H25ZM68 203H69V201H68ZM74 203V202H73ZM73 203H72V206H73ZM79 203V202H78ZM189 203H191L190 205H189ZM225 203V202H224ZM3 204V203H2ZM6 204V203H5ZM26 205V207H23V205ZM65 204V203H64ZM71 204V203H70ZM76 203H74V205H75ZM82 203H80V205H81ZM187 204V205H186ZM200 204V203H199ZM203 203H201V205L202 206H204L205 208H207L208 206V204L205 206ZM213 204V203H212ZM225 204V205H226ZM245 204V205H244ZM158 205H157V207H156V209L158 208ZM210 205V204H209ZM214 205V204H213ZM217 205V204H216ZM2 206V205H1ZM7 206V205H6ZM5 206V207H6ZM19 206V207H18ZM67 206H69L68 204H67ZM71 206V205H70ZM78 206V205H77ZM164 207H166V205H163ZM215 206V205H214ZM218 206H219V204H218ZM217 206V207H218ZM229 206H226L225 208H222L224 211H226L225 209L227 208V207H229ZM20 207V208H21ZM43 207H44V209H43ZM74 207V206H73ZM160 207H161V205H160ZM166 207V208H167ZM212 207V206H211ZM222 207V206H221ZM253 207L254 206H247V208H245V212H242L241 211V208H240V210H237L236 211V209L235 210H233V209H231V210H233V211H235L236 213H240V211L242 212V213H240V214H243V213H246L248 216H249V219H250V216L251 215H253V216H255V218L257 217L258 219H257V221H261L262 219V217L261 218H259V216H257V215H255V214H250V213H247V210H251V209H253ZM2 208V207H1ZM3 208H4V206H3ZM7 208V209H8ZM21 208V209H22ZM40 208V209H39ZM62 208V207H61ZM75 208V207H74ZM73 208V209H74ZM162 208V207H161ZM203 208V207H202ZM204 208V209H205ZM214 208H216V206L214 207ZM214 208H212L213 210H215ZM218 208H220V206L218 207ZM238 208V209H239ZM70 209V208H69ZM88 209V208H87ZM87 209L85 210V209H83V212H82V214H83V216L85 215V213L87 214ZM91 209H92V207H91ZM140 209V208H139ZM193 209H191V210H193ZM208 209V208H207ZM207 209L206 210H204L205 211V213H206V218H208L207 217V215H208V211H207ZM211 209V210H212ZM220 210V211H217V210H219V209H217L216 208V212L215 213H218V212H222L223 210ZM230 209V208H229ZM247 209V210H246ZM1 210V209H0ZM5 210V209H4ZM70 210H72V209H70ZM97 210V209H96ZM120 210V209H119ZM146 210V213L144 212ZM158 210H159V208H158ZM211 210H209V211H211ZM212 210V211H213ZM2 211V210H1ZM7 211V210H6ZM13 211H15V209L13 210ZM74 211H75V209H74ZM91 210H89L88 212H90ZM98 211V213H97V216H98V221L100 222V224H101V228L102 229H106V232H105V230H102L101 228H95V241H94V245L96 246V247H98L97 246V244H100V242H104V241H106V239L108 238L109 239V236L108 237H106V235H107V233L108 232H111L112 234H114V231H115V228H116V225H114L112 222H110L109 220H108V214H107V212H108V210L106 209V210H104L103 208H101L100 210H97ZM161 212H162V210H160ZM166 211V210H165ZM169 211V210H168ZM173 211H175V210H173ZM203 211V212H204ZM211 211V212H212ZM55 212V211H54ZM69 212V211H68ZM71 212V211H70ZM78 212V211H77ZM260 213H262L261 211H259ZM11 213H13V212H11ZM11 213H10V215H11ZM48 213V214H47ZM72 213H73V211H72ZM111 213V212H110ZM121 213H122V210H121ZM157 213V212H156ZM212 213H214V212H212ZM212 213H210V215L212 214ZM215 213L213 214V215H211L212 216V218H213V216L215 215ZM223 213V212H222ZM233 213V212H232ZM231 212H230V214H232ZM253 213V212H252ZM255 213H257V209H256V211H255ZM5 214V215H4ZM75 214H78V213H75ZM75 214L73 215V216H75ZM105 214H106V216H105ZM169 214V213H168ZM186 214V216H188V217H191V215H192V211H191V215H189V213L187 214V213H185ZM221 215V213H218L217 214V217H218V215ZM227 214H229V212L228 213H226V212H224V215H226V216H228ZM229 214V215H230ZM239 214V216H241L242 218L245 216V214H243V215H240ZM259 214V213H258ZM14 215V214H13ZM42 215V216H41ZM79 215V214H78ZM180 215V214H179ZM204 215V214H203ZM219 215V216H220ZM233 215V214H232ZM238 215V214H237ZM4 216V217H3ZM81 216V215H80ZM109 216H110V214H109ZM159 216V215H158ZM180 216V217H181ZM193 217H195L196 216V214H195V216L194 215H192ZM231 216V215H230ZM229 216V218H231ZM238 216V217H239ZM3 217V218H2ZM13 217V216H12ZM15 217V216H14ZM16 217L14 218V219H16ZM49 217V216H48ZM117 219H120V221H121V218H122V214H119V216H118V213H117ZM154 216L152 215V217L151 218H153ZM157 217V216H156ZM161 216H159V218H160ZM162 217H164L163 215H162ZM193 217H191V219L193 218ZM217 217H215L214 216V218H217ZM221 217H224V219H226V217L225 216H221ZM220 217V218H221ZM234 217H235V214H234ZM68 218V217H67ZM75 218V217H74ZM76 218H78V217H76ZM106 218H107V220H106ZM149 218V219H148ZM171 218V217H170ZM187 218V217H186ZM186 218H185V220H186ZM197 218V217H196ZM212 218H210L211 220H212ZM219 218V219H220ZM242 218H236V219H242ZM244 218H246V216L244 217ZM243 218V219H244ZM251 218L252 219H250V220H248L247 221V218H246V221L249 223V221H252V220H254V222L256 221L255 220V218H253L252 216H251ZM2 219H4L5 221L7 220V222L8 221H13V223H10V222H8L9 224L8 225H6V223H5V221H3V222H1L2 221ZM172 219V218H171ZM189 219V218H188ZM200 219V218H199ZM199 219H198V221L195 223L197 226H199L200 225V221H201V219H200V221H199ZM218 219V220H219ZM223 219V220H224ZM227 219H228V217H227ZM232 219H235V218H231V219H229L230 221H233ZM43 220V219H42ZM71 220V219H70ZM69 220V221H70ZM151 220V219H150ZM161 220V219H160ZM168 220L169 219H166V218H163L162 219V224H161V222H158V223H156V224H158V225H164V227H165V225L167 224L166 222H168ZM193 220H195V218H193ZM192 220V221H193ZM197 220V219H196ZM217 220V221H218ZM63 221H64V219H63ZM66 222H67V220H65ZM71 221H73V219L71 220ZM81 221V220H80ZM153 221V220H152ZM151 221V222H152ZM155 221V220H154ZM158 221H159V219H158ZM172 221V220H171ZM192 221H188L187 220V222H184V218H183V222H182V226H184V224L185 223H187L188 225L190 224V226L193 224V222ZM226 221V220H225ZM235 221L236 220H234L233 221V224H227V226L229 227V225L232 227V228H227V226H225L226 227V232L224 231V229H223V227H222V229H223V232H225V233H223L222 232V230H221V228H217L218 230H216L217 232L219 231V229L221 230V232L222 233H220L221 234V236H222V234H223V237H222V239H221V236L220 235H218V234H215V228H214V226L212 227H210V228H214V235H217V238H219L220 239V241H222V243H223V245H224V242H226L225 244H226V246H225V248H227V249H225L224 247H223V245H222V243H219L218 242V245H216L217 244V242H215V241H217V238H216V240H215V238H214V240H211V237H213V233L211 234V232L213 231L212 229V231L211 232H208L211 236L209 237V235L207 234V232H206V234H205V236H207L208 238H210V239H208L206 242H208V241H214V243H215V245H214V243L212 244V243H210V245H211V248L209 247L210 245H209V243H207V245H205L206 246V249L207 250H209L210 251V249H211V251L215 248L216 249V247L217 246H219V244H221L220 245V247L222 248H224V250L222 251V253L220 254V253H217V250L219 249V247L217 248V250L216 251H214V252H216L217 254H220V257H218V256H214V258H213V256L211 257V253H209L206 249H204L205 250V253H204V255L205 254H210V257L211 258H213L214 260H216V258L215 257H218L219 258V260L217 259L216 261H215V263L213 262L214 260L212 259V261H209L208 262V260H211V259H209L208 258V260H207V255H205V261L207 260V262H208V264H210V262H213L212 264H236L237 263V261H239L238 259L239 258H248L249 260H252V258H255L256 257V255H258L257 254V252H256V250L258 249V248H260V247H257V244H260V242L261 243H264L263 241H260V236H262V237H264V228L262 227V226H264V222H263V225L261 226V228H263V231L261 232V228H260V221H259V224L258 223H255V228L253 227L254 225H252V227H253V230H252V227H251V230H252V232H251V230L247 227V223H244V224H242V223H239V221H241V220H237V222L235 223ZM243 221H245V220H242V222ZM262 221H264V218H263V220ZM30 222H32V224H34V228H29V230H27V229H25L24 228V226H25V224H28V223H30ZM34 222V223H33ZM37 222L39 223L38 225H37ZM76 222H77V220H76ZM139 222V221H138ZM137 222V223H138ZM189 222H192V224L191 223H189ZM203 222H205V221H203ZM207 222V221H206ZM205 222V223H206ZM209 222V221H208ZM207 222V224L210 226V222L208 223ZM213 222V221H212ZM219 222H222V218H221V221H219ZM224 222V221H223ZM5 223V224H4ZM68 223V222H67ZM72 223V222H71ZM81 223V222H80ZM80 223H76V224H78V225H81ZM115 223V222H114ZM179 223V222H178ZM178 223H177V225H178ZM198 223H199V225H198ZM204 223V224H205ZM227 223H229V221L227 222ZM232 223V222H231ZM234 223H235V225H234ZM239 223V225H237ZM253 222H251V224H252ZM64 224V223H63ZM69 224H70V222H69ZM116 224V223H115ZM172 224V223H171ZM195 224H193V225H195ZM202 224V223H201ZM204 224L202 225V228H201V230L202 229H204L205 228V226H204ZM214 224V223H213ZM213 224H211V225H213ZM221 224H223V223H221ZM224 224H226V223H224ZM223 224V225H224ZM246 224V225H245ZM254 224V223H253ZM256 224H258L259 226H257ZM53 225V226H52ZM52 227L54 228V229H58V226L56 227V225H57V223L56 222H52ZM68 225V224H67ZM148 225V226H147ZM168 225H169V223H168ZM174 225V227L176 226V224H173ZM186 225V224H185ZM214 225H216V224H214ZM241 225H243V229H242V227H241ZM249 225V224H248ZM68 226H70V228H71V226H72V224L71 225H68ZM81 226H83V225H81ZM81 226H79V227H81ZM150 226H151V228H150ZM204 226V227H203ZM236 227L237 228V231H238V228L239 227H241V229L239 228V230H240V232H235L234 230H232L233 232H235V233H232L231 232V229H233L234 227ZM237 226H239V227H237ZM257 226V227H256ZM27 227V226H26ZM60 227V226H59ZM74 227H75V225H74ZM108 227H110V228H108ZM115 227V228H114ZM157 227H159V226H157ZM156 226H155V228L156 229H158ZM168 227H172V225H169ZM174 227H172V228H174ZM177 227V226H176ZM178 227H179V225H178ZM198 227V228H199ZM215 227H217V226H215ZM69 228V229H70ZM78 228V227H77ZM187 228V227H186ZM186 228H184L185 230H187V229H189L190 230V228H189V226H188V228L186 229ZM192 228H194V227H191V229ZM196 228V227H195ZM194 228V229H195ZM198 228H197V230H198ZM210 228H206L207 229V231H209V229ZM31 229V230H30ZM53 229V230H54ZM142 229V228H141ZM163 229V228H162ZM175 229V228H174ZM180 227H179V230H178V233L180 234ZM205 229V230H206ZM65 230V229H64ZM67 230H68V227H67ZM74 230V229H73ZM75 230H77V229H75ZM124 230V231H123ZM150 230V231H151ZM164 230V229H163ZM166 230H168V228L166 229ZM181 230H183V228L181 229ZM184 230V233H186V231ZM196 230V231H197ZM201 230H199L201 233H203V231H201ZM204 230V231H205ZM255 230V231H254ZM70 231H71V229H70ZM81 231H82V229H81ZM180 231V232H179ZM188 231V230H187ZM193 231V232H192ZM191 232L192 233H195L194 232V230H192ZM58 232H60V231H58L57 230V233ZM76 232V231H75ZM79 232H80V230H79ZM166 232V231H165ZM171 232V231H170ZM170 232L169 233H167L166 232V234H169V235H171L170 234ZM198 232V231H197ZM69 233V232H68ZM123 233H126V231H125V228L124 227H121L120 228V230H119V238H121V236L123 235ZM176 233H177V231H176ZM188 233H190V231L188 232ZM201 233H198V234H200V236H199V240H200V242H202L201 240L205 237V236H202L203 238L202 239H200L201 238ZM231 233H232V235H231ZM62 234H63V232H62ZM61 234V235H62ZM70 234V233H69ZM68 234V235H69ZM72 234H74L75 235V233L74 232H72ZM81 234V233H80ZM181 234H182V232H181ZM224 234H225V236H224ZM235 234V235H234ZM59 235V234H58ZM71 235V234H70ZM74 235H72V237L74 238ZM76 235H79V234H77V232H76ZM108 235H109V233H108ZM115 235V234H114ZM174 234H173V229H172V236H173ZM202 235H204V234H202ZM231 237H230V236ZM233 235H234V237H233ZM21 236H23L24 238H22V239H20V242H22L21 240H25V243H24V245H21V246H19V243L17 244V243H15V241L14 240H16V241H19V239L17 240V239H15V238H17V237H20L21 238ZM66 236V235H65ZM81 236H82V234H81ZM85 236V235H84ZM168 236V235H167ZM220 236V237H219ZM61 237V236H60ZM70 237V236H69ZM71 237V238H72ZM76 237V236H75ZM79 237V236H78ZM77 237V238H78ZM179 237V236H178ZM255 237V238H254ZM256 237H258V239H259V243L257 242V238ZM261 237V238H262ZM82 238V237H81ZM168 238H171L170 236L168 237ZM168 238H167V241H171L170 239L168 240ZM174 238V236L171 238V239H173ZM256 239V242H257V244H256V242H255V246L257 247H255L256 248V250H254L252 247H254V246H250L251 244L250 243H248V242H250L251 241V239ZM69 240H70V238H68ZM67 238H65V240L64 241H66V240H68ZM79 239V238H78ZM78 239H76V240H78ZM84 239V238H83ZM165 239V238H164ZM206 238H204L203 239V241L205 240ZM213 239V238H212ZM253 239V240H254ZM24 240H23V242H24ZM63 240V239H62ZM74 240V239H73ZM196 240H197V238H196ZM250 240V241H249ZM13 241V243H15L16 244V246H15V248L13 249V251L10 253V251H7L8 250V248H9V246L12 244L11 242ZM71 241H72V239H71ZM79 241V240H78ZM78 241H77V243H78ZM114 244H115V246L116 247H119L120 248V246H122L121 244V242L118 240V237L117 238H115L114 240ZM165 241H166V239H165ZM172 241H174V240H172ZM172 241L170 242V243H172ZM198 241V240H197ZM195 242V244L196 243H198V246H200L201 245V243L200 242ZM248 241V242H247ZM255 241V240H254ZM57 242V241H56ZM69 242V241H68ZM74 242V241H73ZM82 242V240H80V243ZM53 243V242H52ZM63 243V242H62ZM71 243V242H70ZM76 243V244H77ZM82 243H84V242H82ZM87 243V242H86ZM174 243V242H173ZM204 243V242H203ZM21 244V243H20ZM73 244V243H72ZM85 244V243H84ZM200 244V245H199ZM206 244V243H205ZM237 244H239V246L241 247V249H242V251L238 248V247H236L237 246ZM13 245V244H12ZM17 245L19 246L18 248H17ZM65 245L67 246V244L65 243ZM65 245H64V247H65ZM77 245H79L80 246V244H77ZM203 245V244H202ZM200 246V247H202V249H203V246ZM214 245V246H213ZM262 245V244H261ZM264 245V244H263ZM262 245V249H264V246ZM72 246V245H71ZM74 246V245H73ZM79 246H77L78 248H80ZM85 246V245H84ZM88 246V245H87ZM86 246V247H87ZM191 246H192V244H191ZM190 246V247H191ZM207 246L210 248V249H208L207 248ZM212 246H213V248H212ZM69 247H70V245L68 244V246H67V248L69 249ZM75 247H76V245H75ZM82 247L83 246H81V249H82ZM189 247V249H190V251H191V248ZM193 248L192 249H194V247L195 246H192ZM200 247H195V249H194V251H196L197 252V254H199V253H203V251H200V250H198ZM234 247H236V251H237V248H238V251L236 252V254L237 255H239V256H237L233 251L235 250V248ZM11 248H12V246H11ZM77 248V249H78ZM186 248H188V246H186ZM198 248V249H197ZM222 248V249H223ZM10 249V248H9ZM62 249V248H61ZM60 249V250H61ZM66 248H63V250H65ZM84 249H85V247H84ZM102 249V248H101ZM201 249V248H200ZM201 249V250H202ZM231 249H233L232 251H230ZM262 249H259L260 251H261V254L263 253L262 251ZM87 250H88V248H87ZM188 250V249H187ZM241 252H240V251ZM258 250V251H259ZM59 251V250H58ZM57 251V252H58ZM193 251V252H194ZM200 251V252H199ZM210 251V252H211ZM220 250L218 251V252H221ZM51 252V251H50ZM87 252H89V251H87ZM213 252V251H212ZM213 252V253H214ZM232 252L234 253L233 255H232ZM240 252V253H239ZM0 253H1V250H0ZM70 253L71 254H69L70 255V257H68V258H70L71 259V257L72 256H75V255H78V254H80V253H78L77 252V250H76V248H75V250H74V248L70 251ZM78 253V254H77ZM82 253H85V251L84 252H82ZM195 253V252H194ZM194 253H192L191 254V252H190V254L191 255H195L196 256V254H194ZM215 253V254H216ZM59 254H60V252H59ZM85 254H87V253H85ZM108 257H106L105 255ZM82 254H80V260L82 261V258L84 257V256H81ZM200 255H203V254H199V255H197V256H199L198 258H200L201 256ZM236 255V256H235ZM60 256V255H59ZM93 256V255H92ZM195 256H193L194 258H195ZM196 256V257H197ZM50 257V256H49ZM204 257V256H203ZM72 258H74V257H72ZM105 258H107V259H109V256L107 255V253H98V255H97V257L95 258V260L96 261H101V260H103L104 261V259ZM202 258V257H201ZM201 258H200V260H201ZM263 258V257H262ZM42 259V258H41ZM50 259V258H49ZM75 259H76V256H75ZM106 259V260H107ZM76 260H78V259H76ZM79 260V261H80ZM241 260V259H240ZM66 261V260H65ZM102 261V262H103ZM242 261V260H241ZM241 261H239V263L241 262ZM51 262V263H50ZM201 262H203V259H202V261ZM249 262H251V261H249ZM253 262V261H252ZM76 263H79V262H77L76 261ZM133 262H132V260L129 258V259H126V261H125V264H132ZM204 263H206V262H204ZM239 263H237V264H239ZM246 263V262H245ZM254 263V262H253ZM71 264H74V262L72 263L71 262ZM241 264V263H240ZM244 264V263H243ZM259 264H262V263H260L259 262Z\"/></svg>", "mask_w": 264, "mask_h": 264}, {"label": "water", "instance_id": "95a60500", "mask_svg": "<svg viewBox=\"0 0 264 264\" xmlns=\"http://www.w3.org/2000/svg\"><path fill=\"white\" fill-rule=\"evenodd\" d=\"M153 99V102L156 100V99H154V98H152ZM151 101V100H150ZM148 105V104H147ZM165 137H166V135H165ZM164 137V138H165ZM167 138V137H166ZM226 229V228H225ZM224 229V231L226 232V230ZM222 232H223V229H222ZM225 232H223V233H225ZM0 250H1V253H0V255L3 253V251H5V247H1L0 248ZM258 254V253H257ZM263 256L262 255H260V254H258V255H256V257L255 258H252V260L251 261H253L254 263L253 264H259V262L260 263H262V264H264V257L262 258Z\"/></svg>", "mask_w": 264, "mask_h": 264}]
</instances>
